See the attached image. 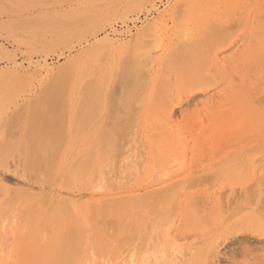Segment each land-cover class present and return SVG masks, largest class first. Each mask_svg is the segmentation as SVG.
<instances>
[{"label": "rangeland", "instance_id": "rangeland-1", "mask_svg": "<svg viewBox=\"0 0 264 264\" xmlns=\"http://www.w3.org/2000/svg\"><path fill=\"white\" fill-rule=\"evenodd\" d=\"M134 4H136V5L141 4V5L136 11L126 14V12L130 8H132ZM243 7H244V10H243ZM126 16H128V17L125 18ZM244 18H246L245 22L243 21ZM240 20H242L243 22H241ZM68 23H70L72 25H69ZM255 23L256 24L258 23L257 24L258 27ZM124 24H126V26ZM135 27H136V29H135ZM216 27H219V28L216 29ZM66 28H69V29H66ZM210 28H211V30H209ZM221 29H222V31H219ZM216 30H218V31H216ZM187 32H188V34H187ZM216 32H218V33L216 34ZM258 32H259V34H258ZM116 33H119V34H116ZM104 35H106V37ZM104 37H105V39H104ZM156 38H158V39H156ZM155 39L157 42L155 41ZM142 42H144V43H142ZM181 43L183 44V46L188 43L187 44L188 47L184 46V47H187V50H188L187 53L188 54L186 53V51H187L186 48L184 49V47L181 46L182 45ZM81 46H82V48H81ZM143 46H146V48H144ZM178 46H179V48H178ZM250 47H252V48H250ZM263 47H264V0H151L149 3L144 2V0H0V80H1L0 81V154H1V157L3 155V157L0 158V191H2L4 189L3 192H0V193H3V195L0 194V231H1L0 232V245L2 243V246H0V249L3 252L4 258H6V256H7V258L4 260V262L6 263L9 260L7 262V264H13V263H16V264H54L55 263L56 264L55 261L57 259H58L57 262L59 263L60 259H61V261L65 260V259L62 260L61 256L66 257L67 255L69 257H71V256L72 257L70 259L67 257L68 261L67 262H60V264L61 263L62 264H71V263H69V262H72L71 259L74 262V258H76V257H73V255L74 256L79 255L80 250H78L77 254H71V256L69 255L70 253L68 254L67 252H65V254H64L63 242L59 243L58 248L56 246V247H54V250L52 249L53 248V246H52L53 242L52 241L55 238L51 233L54 231L53 233H55V235L59 234L58 228L60 226L58 224L61 223L60 224L61 229H62V227H67L68 228L67 231L69 229H71V231L74 229L73 233H76L78 235V237H80V239H79L80 241H78V237H77V241L79 242V244L82 245L81 239H82V242L84 244L86 243L85 244L86 247H84V244L82 245L83 247L81 246L83 249V250L82 249L81 250L83 251L84 254H85V252H88V253H86V255H89V254H91V252H93V254H91L89 256H86L81 252L82 254L80 253V255L83 256L82 258L85 260H86L85 257H87V259L91 258V256L94 255V253H95V255L97 254L96 258L97 257L102 258L103 256L105 257L106 255H107L106 256L107 258L108 257L113 258V256L119 257V256H121V254H125L124 256L127 258L131 255V253H133V254H135L134 260L139 262L140 260H142L144 258L145 254H143V253H146L148 251V254H149L150 252H153L155 247L157 249L155 251L159 252V250H161V249L158 250V248H160L162 246L163 242L164 243H167L165 241L171 242V240L174 238L173 236L178 235L179 237H183L185 235V237H186V235L187 236L190 235L193 238L189 239V240L193 242L194 240L197 239L196 241L198 242V244H197V242L194 241L195 244L192 245L193 243L186 240L187 244H185L183 246L187 247L188 244L190 243L191 248H192V246H194L193 248H195V249L192 248L193 250H191V251L194 252V250H195V252L194 253H192L191 251L187 252L186 253L187 255H189V253H191L192 255L191 254H190L191 256L184 255L185 257L181 258L180 264H190V262H191V264H194V262H195V264L196 263L197 264L203 263L200 260L202 257L198 256L199 254L201 255L202 248H203L204 252L211 254L212 252L210 251V248H212V246H213L212 242L215 241V243H217L216 241H218V240L221 243L223 242V244H224L223 252H222V255L220 258L221 262L219 264H264V233H262L263 230L260 232V230H258L259 227L257 226V230L255 229L257 232H254L255 230L252 229L253 227L251 226L252 227L251 228L249 226L252 224L249 222L250 217L247 218L248 221H246V222H248V224L250 223L249 225H247V223L245 222V219H244L245 217H247L246 215H248L250 212V211L248 212L247 209H245L244 212L240 211V213H239V215H241V213L244 214L245 217L239 216L237 214L239 212L238 209L241 205L240 201L242 199H244L245 202L248 201L250 204H247L242 200V202H244V203H242V205L240 207L241 209L244 210V208H247V207L249 209L254 208L255 204H256L254 199H256V201L259 202L258 198L264 192V190H262L263 192L259 191L258 192L259 194H260V192H262V193L260 195L258 194V196L255 195L256 198H254V195L252 194V191H253V193H255L256 189L257 190L260 189V188H254L255 186L258 187L257 186V185H259L258 182H261L264 185V175H263L264 174V165H263L264 162H259L260 164L263 163L262 164L263 168L261 167L262 169L261 170L259 169L260 170L259 171L258 170V163H257L258 160L256 159L258 156L261 157L262 155H264V145H263L264 139L262 140V138H263L262 135H264V134L258 133L260 131L262 133L264 132L263 131L264 130V73H263L264 63L260 64L262 62V60L264 61V48ZM142 48H143V50H142ZM188 48H191V49H188ZM249 48L251 50H249ZM148 51H149V53H147ZM105 53L107 55L106 58H105ZM147 54L149 55V57L147 56ZM103 55H104V60H102ZM140 55H142V56H140ZM252 55H254V57ZM259 55L262 56L263 58H261ZM202 57H204V58H202ZM135 58H137L136 59L137 61L135 60ZM130 59L132 62H134V60H135L136 66L134 69H137L136 73L135 72L133 73V67H132L133 63L131 64ZM143 59H145V60L142 61ZM146 59H147V61H146ZM199 59L201 60V62L203 64H201ZM259 59H262V60L259 61ZM110 60H112V61H110ZM115 60H116V63H115ZM255 62H257L261 66L259 65V67H258L257 66L258 64ZM17 63H18V65H17ZM143 63H144V65H146V67H149V69L146 68V69H148V72L145 70L144 74L142 72V70H144V68H145V67L144 68L142 67ZM147 63L150 65H148ZM226 63H228V66H226ZM251 63H253V65ZM254 63H255V65L257 64L256 66L259 69L258 73L256 72L257 74L254 72L255 70L257 71ZM114 64H115V66H114ZM119 64H120V66H119ZM130 64H131L132 68L130 67ZM15 65H17L19 67L15 66ZM100 65H102V66H100ZM250 65H251V67L248 70V72H251V73L248 74L247 69L249 68ZM240 66H241V68H240ZM253 66L255 69H253ZM61 67L63 69H60ZM203 67H206V69ZM227 67L228 68L230 67V68L228 69ZM245 67H246V70L244 69ZM261 67H263V68H261ZM197 68L199 70H197ZM251 68L253 71L251 70ZM67 69H68V71H67ZM239 69L243 70V71H240ZM127 70H128V72H127ZM129 70H132V72H130ZM139 70L141 71L140 75H139ZM214 70L216 72H212ZM226 70H227V72H225ZM229 70H231V71H229ZM238 71H240V72H238ZM37 72H39V74ZM60 72H62V73H60ZM123 72H125L126 76L124 74H123L124 76H121ZM126 72H127V74H126ZM129 72H130V74H128ZM228 72H231V73H228ZM244 72H247V74ZM57 73H60L61 77L59 80L57 79L58 84L55 85L56 86L55 92L57 94L54 92L53 96H55V94H56V96H58V98L56 96H55L56 98H54L55 102L57 101L56 99H58V105L55 102H53L52 106L54 105L55 107L56 106L57 107L56 108L52 107L50 109L52 110L54 108L57 111V113H56L57 116H58V110L62 107L59 105H63L61 110H64V111L63 112L61 111L62 114L60 116H58V118L56 117L57 119L54 118L55 116L54 117L52 116L51 119H52V121L57 120L56 121L57 123H61V125H60L61 128L58 127L57 130L62 129L63 130L62 133L63 134H64V132H66V133L63 136L62 133L60 132L61 136H63V137H65L66 135L67 136H66V141H65V139H62V141L63 140L65 141L64 143L62 142L63 146L61 144H58L61 141H58L56 143L58 145H61L62 148H61V150L59 149L61 152H60L59 156L57 157L58 161H56V164H57V165H55L56 168H55L54 172H52V170L49 167V165L51 164V162L49 160L51 159V156L55 158L56 155L55 154H54V156L51 155L50 158L47 155L46 156L48 158L47 157L45 158L43 156H45V151L52 149L51 148L52 146L50 147V145L52 143L49 144L50 143L49 140H51V142H52V140H54V139H52V137L55 138L56 141H57V139L58 140L60 139L59 137L58 138L55 137V136H57V134L60 135L59 132L56 134L54 133L55 136L53 134L49 133L48 137L51 139L46 138L45 140L43 139V141H39L38 148L36 147V145L38 144V140H42V139L37 138L38 137L37 130H39V124L43 125L44 123H46L45 122L46 120H47V122L51 121V119L47 116V115L51 116V114L49 113L51 111H49L50 109L48 110L49 112L46 110L48 105L47 106L45 105L46 109L44 107V104L47 103V100L45 99L46 101L43 103L42 99L45 98L46 95L50 94V93H48L49 91L50 92L52 91V89L47 91V88L49 89V88H51L50 87L51 85L54 86V84H56V83L51 84V82L53 81L52 79H54L55 82L57 81L55 79V75ZM224 73H226V74H224ZM227 73L230 74L231 76H235L236 79L234 77L229 76ZM204 74H205L206 79H207V77H209L208 81H210V82H208L209 84H207L206 83L207 81L205 82L203 80V83L204 82L205 83L204 84L202 83L203 85H201L200 81L202 80V76ZM127 75H128V77H130V76L135 77L139 84L138 85L135 84L136 81L131 77L135 81L134 82L131 79V81L134 82L132 84L133 85L135 84V86H134L135 89L133 92H131V93L129 92L130 94H132L131 100H128V101H126L128 103L124 102V104H123V100H121V98H123L125 96V94H127L125 98H127V96H129L128 93H123L124 96L121 97L122 91L123 90L125 91L124 84L128 83L127 87L125 85L126 89H128L129 85H131V82L129 80H127L128 79ZM211 75H212L213 79L211 78V80H210ZM223 75H224V77H223ZM247 75L250 77L251 76H253V77H251V79H250V77H248ZM260 75L261 76L263 75V79H260V77H261ZM22 76H24L23 80L20 79ZM246 76L248 79L247 82H245L246 79H244ZM200 77H201V79H200ZM122 78H123V80H122ZM253 78H254V80L252 82L251 80ZM203 79H204V76H203ZM256 79L261 80V82L260 81L257 82ZM20 80H21V83L18 85V82H20ZM65 80H67L66 84H65ZM214 80H215V83H214ZM217 80H218V82H217ZM12 81H13V83H12ZM120 81H121V83H120ZM15 83H17V85H18L17 87L14 85ZM211 83H212V85H211ZM232 83L234 86L231 85ZM254 83H257L256 86L254 85ZM261 83H262V85H261ZM246 84L249 86L247 88H249L250 90L251 89L255 90L256 88L258 89V90L256 89V92L258 93L257 96H256V92H254V96H256V97L253 99H256V101L251 98L253 96L252 90H251L252 93L248 92L247 94H245V92L241 90L240 85L243 87ZM62 85H65V89H64L65 92L62 91L63 90ZM253 85L256 88H254ZM86 86L87 87L89 86L88 88H90V89H87ZM131 86L129 88H131ZM232 86L234 87V89L232 88ZM84 88H86L87 91L83 90ZM247 88H246V90H248ZM11 89H13V90H11ZM138 89H140V90H138ZM244 89H245V86H244ZM10 91H12V92H10ZM13 92H16V93H13ZM61 92L62 93L64 92V94H63L64 96L61 94L62 97L60 96ZM83 92L86 95L83 94ZM135 92H137V93L139 92V93L137 94ZM27 93H29V94H27ZM241 93H244V94H241ZM43 94H45V95H43ZM248 94L252 95L249 99H248ZM51 95H52V93H51ZM83 95H85V97H83ZM112 95H113V98L111 97ZM133 95H134V97H133ZM88 96L92 97V98L86 99ZM39 97H41V98L43 97V98L41 99ZM48 97H49V95H48ZM52 97H50V98H52ZM60 97H61V99H60ZM257 97H260V101H258L259 99H257ZM125 98H123V99H125ZM49 99H48V103H49ZM83 100L85 101V104H84L85 106L83 105V103L82 104L80 103V102H83ZM119 100H121V101L119 102ZM239 100H240V102H239ZM249 100H251L253 102V104H254V102H255V104L259 103L260 107H259V105L253 106L251 101L249 102L251 104H249L248 103ZM32 101L34 104L32 103ZM39 101H40V103H39ZM52 101H53V98H52ZM62 101H63V103L61 104L60 102H62ZM86 101H88L87 104H86ZM109 102H111V103H109ZM79 104H81V109L83 107H85L84 110H79L80 109ZM86 105H87V107H86ZM122 105H125L124 106L125 110L122 109L123 108ZM90 106H91V108H90ZM261 106H262L263 110L260 109ZM33 107H34V113H35V108H36V113L39 112V114L37 113V115H36V117L38 116L37 118L42 119V121H43L44 117L45 118L48 117L50 119L49 120L46 118V120L43 123H40L39 119H37L38 121H36V118H35V121L39 122V124H37L38 129H36V127H32V123H33L32 121L35 117V116L33 117V115H35V114L31 113V112H33L32 111ZM38 107H40L39 108L40 111L38 110ZM78 107H79V109H78ZM96 107H98L99 111L97 110ZM108 107H109V109H108ZM42 108L45 110H43ZM18 109L20 111H17V113H16V110H18ZM121 109H122V111H121ZM112 110H113V112H112ZM126 111H128L129 113H127ZM54 112L55 111H53V114H54ZM76 112L79 113V116L76 118L81 119V122H84L82 120L85 119V116H87V115L92 117V119L90 118L92 121H89L90 120L89 118L86 119L89 121V123H87L89 126L86 125L87 128L84 129L83 131L81 130L82 133H80V135H78V133H79L78 131L81 127H83L85 122L83 123L82 126H80V128L78 127L81 122L79 119H77V120L75 119V116L78 115V114H76ZM89 112H91L93 114L89 115L88 114ZM117 112H121V113H117ZM122 112H123V114H122ZM223 112H225V113H223ZM21 113H22V115H21ZM113 113H117L119 115V117L121 119L122 118L123 119L122 120L121 119L115 120L116 117L114 118L113 116H111V114L113 115ZM171 113L173 114V117H172V115H170ZM17 114H19V115H17ZM66 114H67V116H66ZM117 114H116V116H118ZM10 115H12V117ZM94 115H96V116H94ZM122 115L123 116L125 115V116L123 117ZM128 115H129V117H128ZM154 115L157 117H155ZM170 116H171V119H169ZM10 117H11V121H10ZM61 117H62V119H61ZM131 117H132V119H134L133 123H132ZM226 117H227V121H224L226 119ZM13 118H14V120H13ZM220 118L223 120H220ZM58 119L60 122L58 121ZM191 119H193V120H191ZM8 120L10 121V124H9ZM64 120H65V124L63 123ZM137 120H138V122H137ZM244 120H245V122L243 123L242 121H244ZM15 121L18 123H16ZM35 121L33 124L36 123ZM76 121H78L79 124H77ZM115 121L119 123V125L117 127V129H119V130H117L118 133L116 132V129L114 128L117 126L115 123H114L115 125H111V126H113V128L115 130L111 129L112 127L109 126L110 124H113V122H115ZM121 121L124 123V127L121 126L123 124ZM163 121L167 122V124L171 123L173 126L172 131H173L175 137H173V143L172 144H169L167 142H163V140H162L164 138V137H162V136H164V135H162L163 132H166L167 131L166 129H168V126H166L167 124H164V123L161 124L160 123ZM238 121H241L242 125ZM128 122H130V124ZM195 122H197V124ZM74 123L76 125L75 136H73L74 135L73 134L74 133L73 128L75 126ZM131 123H132V125H131ZM153 123H155V124L152 125ZM159 123H160V125H159ZM133 124H135V126ZM198 124L201 125V127ZM220 124H222V131L219 130ZM62 125H64L63 127H65V126L68 127V128L65 127L66 131L62 127ZM127 125H131V126H129V127H131L129 129L130 132L132 129H133L132 133L134 131L133 136H132L133 138L132 139L130 138L131 137L130 134H132V133H130L128 130L125 131V129H124V130H122L123 137H121V138L125 137V139L121 140L120 134H122V133H119V131L121 132V127L128 129L129 127H127ZM158 125L160 127H156ZM8 126H10V127H8ZM35 126H36V124H35ZM196 126H198L197 130L200 131L199 133L197 130L194 131ZM27 127H28V129H27ZM77 127H78V130H77ZM84 127H85V125H84ZM199 127L201 130H199ZM233 127L235 130L233 129ZM32 128H33V130H32ZM237 128H239V129H237ZM26 129L29 131V134H28ZM177 129L181 130V132H178ZM182 129L184 132L182 131ZM164 130H166V131H164ZM191 130L194 131L195 133L192 132ZM202 130L204 132V135L201 132ZM114 131L116 132V135L119 134L118 137H116V135L114 136V134H115ZM124 131H125V133H124ZM137 131L140 132L141 134H139ZM26 132H27V135H26ZM111 132H113L114 134H112ZM177 132H178V135L180 138L178 137ZM240 133L243 134V136L240 137V135H241ZM125 134H127V135L124 136ZM137 134H139V135H137ZM181 134L183 136H181ZM206 134H208V135L206 136ZM234 134H236V135H234ZM51 135H53V136H51ZM39 136H40V134H39ZM188 136H189V138H188ZM232 136H233V138H232ZM234 136H236V137H234ZM30 137L34 140H37L36 141L37 143L34 144L35 141L33 143V140ZM112 137H113V141L111 140ZM136 137H137V141H135ZM157 137H158V140H157ZM237 137L239 138L238 142L240 141L239 144L237 143L236 140H234L235 138L237 139ZM28 138H29V145H28V140H27ZM128 138L130 139V140H128L129 146L127 145V142L125 141ZM138 138L141 141L138 140ZM178 138H179V140H178ZM227 138H232V140L228 139L230 141V142H228ZM30 139L32 140V143L34 144L33 146H35V148L38 150L34 149V147L32 145H30V142H31ZM180 139L184 142V143L182 142L183 143L182 145H181V143L179 144ZM185 139L188 141H186ZM4 140H6V142H3ZM46 140L49 142L48 144H46L47 143ZM55 140H54V143H55ZM115 140H116V143H115ZM131 140L135 143L141 142L142 145H140V147L142 146L141 148L142 149L144 148L145 150L143 149L144 151H142V149L140 147H138L139 144H137V143L135 144V143L131 142ZM7 141H9V142H7ZM88 141H89V143H87ZM151 141L154 143L153 148H152ZM156 141H158L159 143L162 142V144L160 143L161 145L160 144L156 145ZM40 142L43 143L42 149L41 148L39 149L40 145H42V144H40ZM123 142H124V145L121 144ZM158 142H157V144H158ZM44 143L46 145H48L47 146L48 148L49 147L50 148L47 149V147L45 146ZM110 143L114 144V145L113 144L109 145L110 147L111 146L113 147V148L111 147V149L107 146ZM176 143L179 144L180 147H177ZM73 144H75V145L73 146ZM260 144H262V145H260ZM21 145L24 147L23 148L24 151L22 150ZM58 145H56V146L54 145L55 149L57 147L60 148V146H58ZM165 145H166V148L162 147ZM168 145H170V146H168ZM184 145L186 146L185 147L186 150L184 149L185 150L184 153L186 154V161H184L185 157H183L184 160L181 161L183 158H182V156H179L178 162H182V163L185 162V163L183 165L181 163L178 165V162H176L177 164L176 165L174 164V167L176 169L178 166L181 167V165H182L181 169H184V167L187 166L186 164H188V162H189L190 167L194 171H198L201 167H203V165L209 166V168L211 169L210 170L211 174L209 176H208L209 171H207L208 172V173H206L207 175L205 173H204L205 176L201 175V177L203 176L202 177L203 179H200L201 177H197V176L195 177V175H196L195 174L194 180L199 181V179H200L202 185L200 183L196 182L197 185H199L200 187H198V189H195V187L197 188V185L195 187L194 186L192 187V185H194L195 181L191 180L192 182H190V183L192 185L187 190L189 194L193 193V198L195 195L198 196L197 194L200 191L201 195L203 194V198L207 200V202H206V204H204V206H203V204H201V197L202 196H200V197L198 196L200 198V200H199L200 203L197 204L198 201L195 203L194 201L196 199H194V201L192 200V202H194L197 205H196V207H193L194 205L192 203L193 206L190 205L189 207H191V208H189V211H188L187 210L188 205L186 203L188 201V199L185 202V200L183 199L184 196L182 194H181V196L176 194V191L173 193L178 196V199H180V201H178V199H175V200H177V204L179 202V205L176 204L177 205L176 206L173 204V203H175V202H172V201H174L173 200L174 196L173 197L171 196L172 201L170 200L171 202H169L170 193L168 194L166 192H162V194L166 193L165 195H162L159 192H157V194L159 193L160 195H162L163 199L165 198V200H167V197H168V201H165V200L163 201L162 198L159 197V200L157 199L158 202L157 203L155 202L156 204L153 205L151 203L152 201H150L153 199L150 198V200H149L150 202L147 200V199H149L148 197L150 196V194L148 193V191H149L148 190V191H144V192L142 191L141 193H139V195H138V193H134V195L136 194L137 197L136 198H135V196L132 197L131 198L132 202H131V199H129V203H127V205H126L127 209H124L125 204L120 202L122 205H124V206H121V204H120V206H117L120 210L123 207L122 209H124V210H121V213H120V210L118 208L116 209L115 205L112 203L114 205V207L112 209L108 208V213H107L108 215L104 217V219L107 221H105V220L101 221V219H100L101 213L100 212H102V211L100 210L101 208H99V207L100 206L102 207L103 205H101V204L102 203L105 204V202H101V200H99V198H98L96 200H91L92 202L90 203V201H89L90 199L88 198V195L86 196V194L90 193L91 190L94 188V186L99 184L101 182V180H105V182H107V183L110 180L111 181L113 180L112 182H114V179H116V171H117V174L123 172L122 169H124V172H125V170L127 171V169H125V167H126V163L128 161H126V163L124 164L125 167L122 164V163H124V160H126L123 158L125 156H126L125 158H127V156H128L127 154H130L131 151H134L135 149L137 150V147H138V152L141 154L137 153V151H136L137 155L135 157L133 156L134 159L132 158L133 161H135V162L130 160L131 165H132L131 167H133V172H134V174H131L132 172L130 174L134 175L136 177V178L135 177L134 178H135V180H136L135 182L137 184H138V179H139V181H140L139 183H140V185H142L145 183V180H146V177L149 173L150 168L151 169L154 168V170L157 169L158 172H156V174H155L156 177L158 176V174H160L159 170H162L161 169L162 167L160 166L161 165L160 162L163 161V160H161L160 155L164 149L169 148V150L171 151L172 148L176 147L179 149V151L182 152ZM189 145H191V146L189 147ZM220 145H222V146H220ZM255 145H256L255 149H252V148H254L252 146H255ZM1 146H3V147L1 148ZM31 146L33 147V149L35 151L41 152L42 157L39 159L40 164H41L42 159H44V158L49 159L47 162H46V160L45 161L42 160L44 164H45V162L46 163L50 162L47 164V168H49V169H47L48 172L45 171L46 164L44 165L45 169H43L42 167H40L42 164L41 165L40 164L35 165L36 162L33 163L32 167L35 169L36 166H39L36 168L37 169L40 168V171L35 169V171H34L35 174L33 172L34 175L32 174V171H30L33 168L26 171L25 164L28 163V162H26V159H28L27 157L28 156L31 158L35 157L36 158L35 160H37L36 155L38 154V152L36 154L34 153L33 157L30 156L33 153L32 151H31L32 153L29 154L30 152H29L28 147H30V149H31L32 148ZM54 146H53V148H54ZM131 146H134L135 149L133 147L132 148L134 150L131 149ZM160 146H161V149H159ZM224 146H226V147H224ZM258 146L260 149L258 148ZM9 147L10 148L12 147V148L9 149ZM128 147L131 150L129 153H127V151H129ZM250 147H252L251 148L252 151L254 150L253 152H251V150H249ZM6 148H8L7 151H5ZM43 148H45V151ZM114 148H115V150H114ZM157 148L160 151H158ZM104 149L105 150L108 149L107 151L109 152V154L107 151L105 152ZM125 149H127V150H125ZM244 150H249L250 154L249 155L246 154L247 157L245 155H244V157L240 156L238 158V160H237V158L234 159V157H236V156H233L232 151L234 153L236 152L237 153L236 155L239 156L241 154H238V153H240V152L242 153V152H244ZM255 150H257L259 153L257 151L255 152ZM21 151H22V154H21ZM58 151H56V152H58ZM116 151H118V152L116 153ZM48 152H50L49 154H52L54 151L50 150ZM112 152H114V154H111ZM103 153H104V155H103ZM125 153H127V154H125ZM134 153L132 152L133 155L136 154V153L135 154ZM256 153H258V155H256ZM106 154H108L109 156ZM253 154H255V155H253ZM23 155H24V157H23ZM83 155H86V156L84 157ZM121 155H123L124 157H122ZM192 155L194 156L193 158L191 157ZM229 155H231L230 157L233 159V161H235L237 163L240 160H244V159L246 160L247 158H248V160L253 159L252 161H250V163L251 162L253 163V161H254L255 169L251 166L253 168L252 171L250 169H249L250 171L248 170L249 166H248L247 160H246L247 164L246 163H244V164L239 163L238 164V166L240 164L241 165L242 164L247 165L246 166L247 168L245 166L242 167L241 165H240V167H238L237 163H235L236 164V166H235L234 163H232V161H231L232 159L229 157ZM252 155L255 158H253ZM38 156L40 157V154ZM104 156L106 157V159ZM140 156H141V158H138ZM204 156H206L205 157L206 159H204ZM79 157L81 158V161L78 160ZM119 157H121V158H119ZM226 157H227V159H226ZM15 158L16 159L18 158V159L16 160ZM21 158H23V165L21 162ZM31 158H30V160H31ZM54 158H52L53 160L51 159L52 163L55 160ZM89 158L90 159L92 158L93 160L91 159V162H89V160H88ZM116 158H118L119 160ZM135 158H137V159H135ZM262 158H263V160H262ZM202 159H203V161H202ZM260 159L262 161H264V157L259 158V161H261ZM39 160H37V162ZM77 160L79 161L78 162L79 164L75 165L76 164L75 162H77ZM103 160H105L106 163ZM187 160H189V161L187 162ZM219 160L223 161L224 163H221ZM255 160H257V161H255ZM130 161L127 164H129ZM216 161H218V163L220 162L221 165L223 164L222 165L223 168L222 167L218 168L220 164H218V166L216 163L213 164ZM227 161H231V162L229 163ZM31 162H32V160H31ZM137 162H138V164H137ZM155 162H157V164ZM225 162H227L229 164V165H227L229 167L233 164L235 169H233L232 166L230 168H227L226 167L227 163H225ZM81 163L83 164L82 168H81ZM86 163H88V165H86ZM132 163L133 164L135 163V164L133 165ZM141 163H143L144 166ZM252 163L250 165H252ZM10 164H11V166H10ZM29 164H32V163H28V166H29ZM54 164L55 163H53V165ZM89 164H90V166H89ZM107 164H108V166H106ZM117 164H119V165H117ZM224 164H225V166H224ZM260 164H259V166H260ZM72 165H74L75 171L72 169ZM136 165L138 168H136ZM151 165H155V167H152ZM163 165L164 164H162V166ZM121 166H123V167H121ZM128 166L130 168V164ZM128 166L126 168H128ZM172 166H173V164H172ZM83 167H85L84 170H83ZM102 167H105V169H106V170L104 169V174H103V176H106L105 179L101 173V171L103 172ZM225 167L227 169H225ZM236 167H238L239 169H237ZM244 167L251 174L247 173L246 170H245L246 172L243 171ZM107 168H109V169H107ZM141 168H143V169H141ZM165 168L166 167L164 166L163 169L165 170ZM256 168H257V170H256ZM42 169L45 171V173L41 172ZM100 169H101V171H100ZM221 169H225L223 171L224 172L226 171V172L225 173L222 172ZM50 170L52 172L51 174L49 173ZM220 170H221V172H220ZM36 171L38 173H40L41 175L36 174L37 173ZM213 171L215 173H213ZM218 171L221 174L216 175V172H218ZM16 172H17V174H16ZM27 172H28V174H27ZM124 172H123V174H126V176H127V172H125V173ZM137 172H138V174H137ZM47 173H49L50 176ZM241 173L242 174L246 173L248 176L245 174L242 176ZM24 174H26L25 176H27V177H25ZM44 174L46 176L42 177V175H44ZM84 174H85V176H84ZM222 174H224V175H222ZM19 175L21 178L19 177ZM113 175H115V176H113ZM129 175L127 177H125L123 175V177H125L127 179L130 177ZM213 175L215 178H216V176H218V177L215 179L214 177H211ZM112 176L114 177V179ZM121 176H122V174H121ZM121 176L119 178H121ZM206 176H208V177H206ZM219 176H220V178H219ZM245 176H247V177H245ZM260 176L261 177L263 176L262 177L263 179L259 178ZM117 177H118V175H117ZM142 177H144L143 181H142L143 183L141 182ZM160 177L158 176L157 178H160ZM204 177H206L207 179ZM130 178L133 179L132 177H130ZM218 178L220 179L219 182H218ZM245 178H246V180H245ZM257 178H259V179L257 180ZM93 179H94V181H93ZM107 179H108V181H107ZM129 179H127V180L130 181ZM154 179H156V178L154 177ZM210 179H212V180H210ZM25 180H27V181H25ZM256 180H257V184L254 186V183L256 182ZM22 181H24V182H22ZM98 181H100V182H98ZM111 181L108 184H113V183H111ZM116 181L117 180H115V183H116ZM207 181H209L210 184ZM70 182H71V186L69 185ZM227 182H228V184H227ZM23 183L25 185H30L31 187H33V188H30L32 193L36 194V192H37L35 197L31 198L30 201H27V203H25V201H23V200H26L31 196L28 194V198H26V197H25L26 199L24 197L21 198V196H23V194L26 195V193H28L27 190L25 193H23L25 191L23 189L27 188ZM28 183H30V184H28ZM64 183H65V185H63ZM89 183H91V184L88 185ZM261 183H260V185L262 186ZM21 184H23V185H21ZM132 184H133V182H132ZM234 184H235V186H234ZM67 185H68V187H66ZM185 185H187V184H185ZM212 185H213V187H212ZM215 185H217V186H215ZM138 186H139V184H138ZM250 186H253L251 188L252 189L254 188V189L252 190L250 188L251 191L249 193L250 189L248 190L247 188H249ZM261 186H259V187H261ZM233 187H235V190ZM262 187L264 188V186H262ZM262 187H261V189H263ZM36 188L38 191H36ZM207 188H209V189H207ZM225 188H227V190H229V191L227 192V190H225ZM219 189H222L223 191H225V193H222L223 191L219 190ZM246 189L248 190L247 193H246V191H247ZM39 190H40V192H39ZM66 190H68L69 192H67ZM178 190H179V188H178ZM13 191H14V193L17 191L16 193L18 194V196H15L16 193L13 194ZM66 192L69 193V195H71V194L73 195V196L71 195V197L73 198L72 201L73 202L75 201L74 203L72 201H70L71 198H69V200L66 201L68 199V196H67L68 194H66ZM153 192L154 191H152V192L150 191V193H153ZM226 192H227V194H226ZM234 192H236V193L240 192L241 194L240 193L239 194L241 195L242 199L240 198V196L237 195L238 193L237 194L235 193V196H234ZM142 193H144L145 196L147 195V193L149 194V195H147L148 196L147 199H146V197H144V194L142 195L144 200L141 198ZM154 193H156V191ZM34 194H33V196H34ZM42 194L46 195V198L49 194V197H48L49 200L47 201V203L44 202L45 204H48V206L49 205L52 206V203L54 205V203L56 202L57 203L56 205L59 206V207L58 206L56 207V205L54 206V207H56L55 208L56 210H58L57 208H59V210L57 212H55L56 211L55 209H54V211L53 210H49V211H52L55 214L58 213V217H59V215L64 210L66 211V212L64 211L65 214L68 213L67 210L71 211L72 210L71 207L73 206L72 208H74V211L76 214L71 213L70 215H75V216H69V214H67L71 218L65 219V217L67 215L65 217L62 216V217H59V218H61L59 220L60 223H57L58 221H56V223L53 224V222H51L52 219H54L53 213H52L53 215L51 213H49V217H48V214L47 215L45 214L44 216H43V214H41L43 211H39L40 213L38 211L36 212L35 206L37 207V210H41L43 208L42 205H43V201L45 198L44 197H43L44 199L41 198V196H43ZM60 194L62 196H64V198H67V199H65V203L67 202L66 203L67 206L66 205H64V206L66 208L69 207V209L66 210V208L62 204L60 205L58 203L59 200H60L59 202L62 203L61 202L62 197L60 196ZM81 194L82 195L84 194L83 196H86L87 198L83 197L84 199L82 198L80 200L79 197H81ZM157 194H156V197H158ZM220 194H221V196H219ZM247 194L252 195L253 196V197L251 196L252 199L250 198V195L246 197ZM1 195H2L3 199L1 198ZM10 195L15 196V197L10 199V200H13V202L15 204H12L8 200L10 198L9 197ZM130 195L133 196V194H130ZM153 195H151V197H155ZM171 195H173V194H171ZM244 195H245V198H243ZM36 196H40V197H36ZM217 196H219L220 199L223 196V198H225V201L222 198V205L224 203L226 204L225 205L226 208L224 209L225 211H223V212L221 210V207H219L218 205L216 206L215 211L211 210V211L215 212L214 213L215 216L217 215V217L215 219L217 221L216 224H219L218 225L219 227L217 226V228H215V227L212 228L214 226L213 223L215 222V220L213 219L214 222H211L212 224H209L210 222L208 223V221L205 219L206 218L205 217L204 220L206 223H208V225H210L209 228H206V229L204 228V226L205 227L208 226L206 224L203 225V227L198 228L199 226L195 225L196 223L193 222L192 218H194V216H195V218H194V221H195V219L197 217H200L201 215L204 217V215H206L207 212H210L208 209H212V207L215 206V205L211 206V204L214 203L213 201H216V199L214 200V198H217ZM7 197H8V199L5 200ZM118 197H116V198H118ZM263 197H264V193H263V196L260 197V199H259L262 204L264 202ZM55 198H56V200H55ZM113 198L115 199V197H113ZM119 198H120V200H122V198H124V197L122 196V198L121 197H119ZM119 198H118V200H119ZM127 198H130V197L128 196ZM138 198L141 199L142 201L141 200L138 201ZM195 198H197V197H195ZM199 198H197V199H199ZM231 198H232L231 202H233L235 200L234 198H236V200H239L237 198H240V200L238 201L239 207L238 208L236 207L238 210L237 213L235 211H233V209H236L235 206L230 205L232 203L230 202V200L228 201V199H231ZM77 199L80 200V201H78V203H76ZM86 199H88V200H86ZM102 199L105 201L107 200L106 203L110 207L111 203L108 201L110 199L109 198H107V199L102 198ZM189 199H191V197ZM14 200H16V202ZM19 200H20V202H18ZM53 200H55V201H53ZM83 200H86V201L82 202ZM118 200L115 199L116 205H118V203H119V202L117 203ZM125 200L123 202H125ZM181 200H184V204H182V205H184L183 209L181 208L182 206L180 205L181 203H183V201L181 202ZM253 200H254V202H253ZM4 201L6 204L4 203ZM8 201L10 203H7ZM31 201L32 202L36 201V203H34L32 205V203L30 204ZM69 201H70V204L72 206H68ZM159 201L160 202L163 201L165 203L169 202L170 204H168L169 206H167L168 207L167 208L166 207L167 204H165L163 202L160 203ZM203 201H205V200L202 199V203H203ZM235 201L233 203L235 205H238L237 201L236 202ZM48 202L49 203L51 202V203L49 204ZM80 202H82V203H80ZM108 202L110 203V205ZM140 202L142 204H139ZM228 202H230V204ZM40 203L42 204L41 206H40ZM63 203H64V201H63ZM131 203H133V204H131ZM148 203L150 205H148ZM153 203H154V201H153ZM158 203H160V204L158 205ZM215 203L217 204V202H215ZM261 203H260L261 214L262 213L264 214V208H262V206L264 207V204L262 205ZM161 204H163L162 207H161ZM171 204L173 205V207ZM188 204H190V200L188 201ZM3 205H5V206L3 207ZM15 205H16V207H15ZM88 205H90V206H88ZM107 205H105L104 207L106 208ZM170 205H171V207H170ZM243 205H244V208H243ZM21 206H23L24 209ZM25 206L26 207L29 206V207H27V209L29 208V212L25 208ZM39 206H40V208H38ZM60 206H63L64 208L60 207ZM141 206H142V208H140ZM145 206H147L148 208H146ZM225 206H222V207H225ZM229 206L232 207L231 210H228V209H230ZM258 206L259 205H257L256 207L258 208ZM260 206H259V209H260ZM45 207L48 208L47 205ZM89 207H90V209H92V211L90 209H88ZM177 207H178V210L182 211L181 213L178 210L176 211ZM256 207H255V209H256ZM46 208L44 210H46ZM61 208H63V211L61 210ZM170 208H171V210H170ZM20 209L22 211H20ZM32 209L34 211H32ZM140 209H142V210H140ZM147 209H150L151 211H149ZM255 209H253V210H255ZM259 209H256L255 211L258 210V212H259ZM13 210H15V211H13ZM104 210H106V212H107V208L103 209V211ZM138 210H140V213L138 212L140 217L138 216V218H137V215H138L137 211ZM156 210L158 212H156ZM191 210L192 211L199 210L200 212H201V210H203V212L200 215H198L197 214L198 211H195L197 213L193 214V217H191L192 216V214L190 216ZM253 210L251 212H253ZM26 211L28 212L27 216H26ZM70 211H69V213H70ZM135 211H136L137 215L134 213ZM169 211H170L171 215H172L171 212H173V213L175 212V214L177 216L174 214V216H171L172 217L171 218L172 220H171L169 218L170 214H168L169 216H168V224H167L166 223L167 220L166 221L164 220L166 218L165 216L167 214V213L165 214V212L169 213ZM232 211L234 212V214L236 213V216L238 215V217H240V219L238 217H236L234 214H232L231 213ZM46 212H47V210H46ZM88 212L90 213V216L94 212L93 215L91 216L93 219L91 217L89 218ZM147 212L148 213L150 212V214H148ZM246 212H247V214H246ZM23 213L25 214L26 219L23 217L24 219L22 220V216L24 215ZM43 213H45V212H43ZM155 213H158L160 216L158 214L156 215ZM163 213H164V215H162ZM184 213H186V214H184ZM254 213H256V212H254ZM13 214H16L17 216L14 215L11 218V215H13ZM65 214H62V215H65ZM229 214H232L231 216H233V217L235 216V218L232 219L233 217L231 218V216ZM141 215H142V218H141ZM155 215L158 217L156 218ZM161 215L163 217H165L163 220L161 218L162 217ZM211 215L209 216L210 221H211V219H210ZM219 215H220V218H221V215H223L221 218V220L223 222L222 226L220 224L221 222L219 223V221H220ZM227 215L230 216L232 221L230 220V222H229L228 220H225V219H228ZM249 215L253 216L252 213ZM259 215H260V213H259ZM46 216L49 218L48 219L49 220L48 225L52 224L53 226L51 225V227L55 226L53 231L51 230L50 226H49L50 228L48 230H45V231L43 228H41V227H44V224H46V222L45 223L43 222V220L46 221L44 219V218H46ZM143 216H144V218H143ZM202 216H201V218H202ZM74 217H76V218L74 219ZM145 217H147V218H145ZM87 218H89V221L90 220L93 221L92 223H94V224L92 226L95 225L96 228H98L99 231H101V232L103 230V232L101 233L98 231V229H96L98 231V232L96 231L98 234L97 233H95V234L98 235L99 237H97L96 235H95V237L94 236L92 237V235H94L95 229L91 230L92 228L90 229V227L87 226V225H89ZM95 218H97V220ZM94 219L96 221H94ZM99 219H100V222H99ZM155 219H157V221H155ZM6 220H7V224H5ZM34 220H36V221H34ZM48 220H47V222H48ZM133 220H134V222H133ZM196 220H198V219H196ZM91 221H90V224H92ZM144 221H145V223H144ZM164 221H165V223H164ZM203 221H200V223H202ZM42 222H43V224H42ZM131 222H133L132 224H134V225L137 224L138 225L137 227L144 228L143 232L146 231V234L144 233V235L145 236L147 235V236L145 237L142 234L140 235L138 233V231L141 232L142 228L141 229L136 228V226H133L132 224H130ZM16 223L18 224V226ZM4 224L9 226V227L5 226ZM12 224H13V226H12ZM152 224L153 225L156 224L155 225L156 227L153 226ZM160 224H162V225H160ZM169 224L172 225V226H170L171 229L169 228ZM2 225H3V228H2ZM115 225H116V227H115ZM130 225H132L133 227ZM239 225L241 228H239ZM14 226H15V228H14ZM149 226L153 227L154 229L153 228L149 229L148 228ZM192 226H194V228ZM244 226H246V227H244ZM46 227H47V225H46ZM56 227H57V230H56ZM131 227H132V230H130ZM161 227L163 228V231H162ZM247 227H249V229ZM114 228H116V230ZM146 228H148L149 231ZM1 229H3V230H1ZM30 229H32V230H30ZM104 229H106V230L104 231ZM138 229H140L141 231ZM196 229L198 232L196 231ZM198 229H200L201 231H203L205 229L206 231L203 234L200 231L201 232V234H200ZM225 229H227L228 231L227 230L225 231ZM42 230H43V232H42ZM49 230H51L52 232ZM79 230L82 231L81 233L87 232V233H84V234H86L85 239L81 238L84 236L80 235ZM136 230H137V232H136ZM153 230H156V231L154 232ZM165 230H167V231H165ZM251 230H254V231H251ZM21 231H23V234H21L22 233ZM47 231L50 233V235L48 234ZM118 231H120V232H118ZM44 232H47L46 235L47 234L48 235L46 236L45 234H43ZM131 232H134V233H131ZM135 232L137 233V236H136ZM163 232H165V233H163ZM4 233H5V235H4ZM27 233L28 234L31 233V235H27ZM154 233H155V235H154ZM167 233H168V236H166ZM41 234H43V235H41ZM90 234H92V235H90ZM126 234L129 236L130 235L132 236V234H133L132 237L136 236V239L134 237V240H131L129 238V236H127ZM138 234L140 235V238H139ZM162 234H165V236L163 235L165 238L161 237ZM220 234H222V235H220ZM223 234H224V236H223ZM21 235H22V237H21ZM33 235H34V237L32 239ZM66 235H67L66 233L63 234L62 236H60V239L61 238H62V240L65 239ZM200 235H202V236H200ZM4 236H6V237H4ZM28 236H29V239H28ZM224 237L227 240L224 239ZM4 238L6 241L4 240ZM124 238H126L128 241L127 240L123 241ZM145 238L147 239V241L145 240ZM156 238L159 239V242H158V239H156ZM162 238H163V240L165 239V241H163ZM170 238H171V240H170ZM194 238H196V239H194ZM10 239H12V240H10ZM42 239L44 240V242H42ZM94 239H96V240H94ZM184 239H187V238H184ZM184 239H182L183 242H185ZM16 240H19L18 243ZM45 240H46V242H45ZM100 240H102V241H100ZM144 240H145V243H144ZM161 240H162V242H161ZM178 240H179V238H178ZM152 241H154V242H152ZM180 241H181V238H180L179 242ZM6 242H8V243H6ZM41 242H42V245H41ZM92 242L94 244H91ZM141 242H143V243H141ZM170 242H168V243H170ZM74 243L75 242H73V244ZM102 243H104V244L102 245ZM154 243H156V244H154ZM219 243H217V245ZM15 244H18L16 249H15ZM79 244L77 245L75 243L74 246L76 245V247H79L80 246ZM144 244H146L148 247L144 248V246H145ZM159 244H161V246ZM207 245H208V247H207ZM29 246L31 249L33 248L32 251L29 248ZM87 246H88V248H87ZM89 246H91V247H89ZM65 247L67 250V248H69V245H66ZM76 247H74V252H75ZM206 247H207V251L205 249ZM3 248H6V249L3 250ZM85 248H87V249L90 248L91 250L89 249L88 251H85ZM152 248H154V249H152ZM187 248H190V245ZM213 248L215 249V246ZM71 249H73V248H71ZM15 250L18 251L16 256L13 254V251L15 252ZM62 250H63V252H62ZM142 250H144L145 252ZM11 251H12V253H11ZM28 251H31L29 253V255L26 254ZM72 251L69 250L68 252H72ZM199 251H200V253H199ZM212 251L214 252V250H212ZM52 252H55L56 254H54L55 256L50 260L51 257H50V255L48 257V254H50ZM74 252H72V253H74ZM185 252H184V254H185ZM202 254H204V253L202 252ZM142 255H143V258H141ZM12 256H14V257L12 258ZM208 256H210V255H208ZM16 257H18V258H16ZM92 257L94 258V256H92ZM206 257H207V254L204 257L205 261H206ZM210 259H212V257ZM210 259H209V261H210ZM77 261H78V259H77ZM187 261H190V262H187ZM4 262H2L1 264H5ZM76 262H74V263H76ZM97 262H98V260H97ZM207 262H208V260H207ZM98 263H100V260ZM206 264H208V263H206Z\"/></svg>", "mask_w": 264, "mask_h": 264}, {"label": "bare ground", "instance_id": "bare-ground-1", "mask_svg": "<svg viewBox=\"0 0 264 264\" xmlns=\"http://www.w3.org/2000/svg\"><path fill=\"white\" fill-rule=\"evenodd\" d=\"M150 1H151V0H144V2H146V3H149ZM121 2H122V1H121ZM142 2H143V1H142ZM140 3H141V2H140ZM141 4H142V3H141ZM141 4H139V5H138V4H137V5L134 4L135 6L133 5V7L130 8V9L126 12V14H128V13H132V12L136 11V10L140 7ZM152 5H153V4H152ZM122 7H123V6H122ZM155 7H156V6H155ZM246 7H247V6H246ZM17 9H18V8H17ZM142 9H143V8H142ZM243 10H244V7H243ZM140 11H141V10H140ZM149 12H150V11H149ZM154 13H155V12H154ZM243 13H244V12H243ZM126 14H125V15H126ZM131 15H132V14H131ZM224 15H225V14H224ZM127 17H128V16H126L125 18H127ZM227 17H228V16H227ZM144 19H145V18H144ZM145 20H146V19H145ZM22 21H23V20H22ZM240 21H241V22H243V21L245 22V21H246V18H244L243 21H242V20H240ZM134 22H135V21H134ZM241 22H240V23H241ZM68 24H69V25H72V24H70V23H68ZM160 24H161V23H160ZM255 24H256V23H255ZM257 24H258V23H257ZM257 24H256V25H257ZM27 25H28V24H27ZM69 25H68V26H69ZM124 25L126 26V24H124ZM28 26H29V25H28ZM54 26H55V25H54ZM139 26H140V25H139ZM212 26H213V25H212ZM210 27H211V26H210ZM214 27H215V26H214ZM257 27H258V25H257ZM217 28H219V27H216V29H217ZM262 28H263V27H262ZM25 29H26V28H25ZM28 29H29V28H28ZM66 29H69V28H66ZM112 29H113V28H112ZM112 29H111V30H112ZM135 29H136V27H135ZM159 29H160V28H159ZM213 29H214V28H213ZM209 30H211V28H210ZM214 31H215V30H214ZM216 31H218V30H216ZM219 31H222V29L219 30ZM112 32H113V31H112ZM193 32H194V31H193ZM212 33H213V32H212ZM217 33H218V32H216V34H217ZM105 34H106V33H105ZM116 34H119V33H116ZM187 34H188V32H187ZM214 34H215V33H214ZM258 34H259V32H258ZM260 35H261V34H260ZM104 36L106 37V35H104ZM139 36H140V35H139ZM256 36H257V35H256ZM256 36H255V37H256ZM105 37H104V39H105ZM108 37H109V36H108ZM108 37H107V38H108ZM125 37H126V36H125ZM102 38H103V37H102ZM109 38H110V37H109ZM156 39H158V38H156ZM156 39H155V41H156ZM162 40H163V39H162ZM162 40H161V41H162ZM95 41H96V40H95ZM151 41H152V40H151ZM153 41H154V40H153ZM155 41H154V42H155ZM156 42H157V41H156ZM250 42H251V41H250ZM123 43H124V42H123ZM142 43H144V42H142ZM145 43H146V42H145ZM147 43H148V42H147ZM160 43H161V42H160ZM86 44H87V43H86ZM86 44H85V45H86ZM181 44H182V43H181ZM187 44H188V43H187ZM187 44H185L184 46H187ZM190 44H191V43H190ZM147 45H148V44H147ZM181 46H183V44H182ZM184 46H183V47H184ZM124 47H125V46H124ZM143 47L146 48V46H143ZM187 47H188V46H187ZM187 47H184V49L186 48V50H187ZM81 48H82V46H81ZM115 48H116V47H115ZM178 48H179V46H178ZM250 48H252V47H250ZM250 48H249V50H251ZM263 48H264V47H263ZM182 49H183V48H182ZM182 49H181V50H182ZM184 49H183V50H184ZM188 49H191V48H188ZM72 50H73V49H72ZM142 50H143V48H142ZM231 50H232V49H231ZM229 51H230V50H229ZM246 51H247V50H246ZM187 52H188V50L186 51V53H187ZM114 53H115V52H114ZM147 53H149V51H148ZM181 53H182V52H181ZM252 53H253V52H252ZM107 54H108V53H107ZM187 54H188V53H187ZM179 55H180V54H179ZM233 55H234V54H233ZM140 56H142V55H140ZM147 56L149 57L148 54H147ZM147 56H146V57H147ZM150 56H151V55H150ZM252 56L254 57V55H252ZM259 56H260V55H259ZM102 57H103L102 60H104V55H103ZM106 57H107V55H106V53H105V58H106ZM260 57L263 58L262 56H260ZM130 58H131V57H130ZM199 58H200V57H199ZM202 58H204V57H202ZM115 59H116V58H115ZM133 59H134V58H133ZM136 59H137V58H135V60H136ZM150 59H151V58H150ZM44 60H45V59H44ZM102 60H101V61H102ZM116 60H117V59H116ZM116 60H115V63H116ZM135 60H134V62H132L131 59H130L131 64H132V63L134 64V65L132 64V67H133V73H134V72L136 73V71H137V69H134L135 66H136ZM144 60H145V59H143L142 61H144ZM255 60H256V59H255ZM261 60H262V59H259V61H261ZM110 61H112V60H110ZM136 61H137V60H136ZM146 61H147V59H146ZM199 61L201 62L200 59H199ZM202 61H203V60H202ZM252 61H253V60H252ZM150 62H151V61H150ZM176 62H177V61H176ZM203 62H204V61H203ZM210 62H211V61H210ZM249 62H250V61H249ZM249 62H248V63H249ZM257 62H258V61H257ZM257 62H255V63H257ZM30 63H31V62H30ZM30 63H29V64H30ZM38 63H39V62H38ZM111 63H112V62H111ZM111 63H110V64H111ZM255 63H254V65H255ZM258 63H259V62H258ZM258 63H257V64H258ZM262 63H264L263 60H262V62H261L260 64H262ZM102 64H103V63H102ZM131 64H130V67H131ZM147 64H148V63H147ZM201 64H203V63L201 62ZM218 64H219V63H218ZM251 64L253 65V63H251ZM257 64H256V65H257ZM260 64H258L257 66L259 67ZM17 65H18V63H17ZM17 65H15V66H17ZM142 65H143V66H142L143 68L145 67L144 70H142V72H143V74H144V71H145V70L148 72L149 67H146V65H144V63H143ZM148 65H150V64H148ZM245 65H246V64H245ZM256 65H255V67H256L257 71L255 70L254 72H255V73H256V72L258 73V70H259V69L257 68ZM29 66H30V65H29ZM33 66H34V65H33ZM100 66H102V65H100ZM114 66H115V64H114ZM119 66H120V64H119ZM226 66H228V63H226ZM236 66H237V65H236ZM260 66H261V65H260ZM17 67H19V66H17ZM128 67H129V66H128ZM132 67H131V68H132ZM247 67H248V66H247ZM250 67H251V65H250L249 68L247 69V72H248V70L250 69ZM263 67H264V66H263ZM263 67H261V68H263ZM137 68H138V67H137ZM139 68H140V67H139ZM143 68H142V69H143ZM146 68H148V69H146ZM198 68H199V67H198ZM198 68H197V70H199ZM203 68L206 69V67H203ZM210 68H211V67H210ZM227 68H228V67H227ZM227 68H226V69H227ZM229 68H230V67H229ZM229 68H228V69H229ZM240 68H241V66H240ZM60 69H63V68L61 67ZM128 69H129V68H128ZM208 69H209V68H208ZM242 69H243V68H242ZM244 69L246 70V67H245ZM253 69H255L254 66H253ZM58 70H59V69H58ZM134 70H135V71H134ZM231 70H232V69H231ZM231 70H229V71H231ZM239 70H240V69H239ZM251 70H252V68H251ZM261 70H262V69H261ZM261 70H260V71H261ZM59 71H60V70H59ZM61 71H62V70H61ZM67 71H68V69H67ZM129 71L132 72V70H129ZM207 71H208V70H207ZM223 71H224V70H223ZM240 71H243V70H240ZM240 71H238V72H240ZM252 71H253V70H252ZM127 72H128V70H127ZM127 72H126V74H127ZM130 72H129L128 74H130ZM140 72H141V71L139 70V75H140ZM212 72H216V71L214 70V71H212ZM225 72H227V70H226ZM247 72H244V73L247 74ZM37 73L39 74V72H37ZM37 73H36V74H37ZM43 73H44V72H43ZM60 73H62V72H60ZM60 73H57V74L55 75V79H56V80H57V79H58V80L60 79V77H61V74H60ZM228 73H231V72H228ZM228 73H227V74H228ZM249 73H251V72H248V74H249ZM257 73H256V74H257ZM263 73H264V71H263ZM263 73H262V74H263ZM71 74H72V73H71ZM123 74L125 75V72H123L121 76H124ZM224 74H226V73H224ZM41 75H42V74H41ZM228 75L231 76L230 74H228ZM43 76H44V75H43ZM58 76H59V77H58ZM67 76H68V75H67ZM125 76H126V75H125ZM199 76H200V75H199ZM201 76H202V75H201ZM203 76H204V79H203ZM203 76H202V80L200 81V82H201V85H203L206 81H207L206 83L209 84V83H208V82H210V81H208V80H209V79H208L209 77L206 76V77H207V79H206V78H205V74H204ZM215 76H216V75H215ZM226 76H227V75H226ZM247 76H248V75H247ZM247 76L244 78V79H246L245 82L248 81ZM260 76H261V75H260ZM15 77H16V76H15ZM15 77H14V78H15ZM23 77H24V76H22L20 79L23 80V79H24ZM56 77H57V78H56ZM131 77H132V76L128 77V75H127V78H128L127 80H129V81L131 82V85H132L133 87H132L131 85H129V87L131 86V88L128 87V89H129V90H128V89H126L128 83H125V84H124L125 91L123 90L124 92H123V91H122V93L120 92V93L122 94L121 97L124 96L123 93H128V94H129V96H127L128 99L125 98L127 94H125V96L123 97V98H125V99L121 98V100H123V104H124V102H126V101H128V100H131V95H132V94H130V93L134 91V89H135V87H134L135 84H137V85L139 84L138 81L136 80V78H135V77H132V78L136 81V83L133 85L132 83H134L135 81H134ZM223 77H224V75H223ZM231 77H234V78H235V76H231ZM248 77H250V76H248ZM251 77H253V76H251ZM251 77H250V79H251ZM261 77H262V78H261ZM261 77H260V79H263V75H262ZM14 78H13V79H14ZM124 78H125V77H124ZM129 78H130V79H129ZM197 78H198V77H197ZM211 78H212V75H211V77H210V80H211ZM215 78H216V77H215ZM66 79H67V78H66ZM131 79H132V81H134V82H132ZM200 79H201V77H200ZM212 79H213V78H212ZM235 79H236V78H235ZM235 79H234V80H235ZM52 80L54 81V79H52ZM58 80H57L56 82H55V81H54V82L52 81L51 84H52V83H53V84L56 83V84H54V86L51 85V86H50L51 88H49V89L47 88V91H49V90L52 89L51 92H50V91L48 92V93H50V94L47 93V94L49 95V97H48V95H46V97L44 96L45 98L42 97L43 99H42L41 97H39V98L42 99L43 103L47 100V103L44 104L45 109H46V106L48 105V106H47V109H46L47 111H48L50 108H52V107H54V108L57 107V106L55 107L54 105L52 106V103L55 102V99H54V98H56V97L58 98V96H56L57 93L55 92V88H56L55 85L58 84ZM93 80H94V79H93ZM122 80H123V78H122ZM203 80L205 81L204 83H203ZM253 80H254V78H253L251 81L253 82ZM256 80H257V79H256ZM0 81H1V80H0ZM13 81H14V80H13ZM13 81H12V83H13ZM49 81H50V80H49ZM63 81H64V80H63ZM66 81H67V80H65V84H66ZM98 81H99V80H98ZM139 81H140V80H139ZM258 81L261 82V80H259V79L257 80V82H258ZM23 82H24V81H23ZM124 82H125V81H124ZM126 82H127V81H126ZM211 82H212V81H211ZM217 82H218V80H217ZM217 82H216V83H217ZM233 82H234V81H233ZM260 82H259V83H260ZM20 83H21V80H20V82H18V85H19ZM67 83H68V82H67ZM88 83H89V82H88ZM120 83H121V81H120ZM202 83H203V84H202ZM214 83H215V80H214ZM262 83H263V82H262ZM262 83H261V85H262ZM237 84H238V83H237ZM256 84H257V83H254L255 86H256ZM8 85H9V84H8ZM14 85H15L16 87L18 86L17 83H15ZM22 85H23V84H22ZM87 85H88V84H87ZM125 85H126V87H125ZM137 85H136V86H137ZM211 85H212V83H211ZM231 85H233V83H232ZM254 85H253V86H254ZM26 86H27V85H26ZM62 86H63V87H62V89H63L62 91H64V89H65V85H62ZM233 86H234V85H233ZM233 86H232V88L234 89ZM237 86H238V85H237ZM244 86H245V89H244ZM244 86L242 87V86L240 85L241 90L244 91L245 94H247L248 92L252 93L251 90L253 91V93H252L253 96L248 94V99H249L251 96H252V97H251L252 99L255 98V97L257 96L258 93L256 92V89H257V88H256L255 86H254V88H256L255 90H253V89L250 90L249 88H247V87H249L247 84L244 85ZM48 87H49V86H48ZM86 87H87V86H86ZM88 87H89V86H88ZM88 87H87V89H90V88H88ZM207 87H208V86H207ZM209 87H210V86H209ZM91 88H92V87H91ZM205 88H206V87H205ZM205 88H204V89H205ZM232 88H231V89H232ZM242 88H243V89H242ZM246 88H247L248 90H246ZM258 88H259V87H258ZM143 89H144V88H143ZM11 90H13V89H11ZM43 90H44V89H43ZM43 90H42V91H43ZM83 90H86V88H84ZM138 90H140V89H138ZM257 90H258V89H257ZM86 91H87V90H86ZM113 91H114V90H113ZM10 92H12V91H10ZM54 92L56 93V94H55L56 97L53 96ZM64 92H65V91H64ZM64 92H63V93H62V92L60 93V96H61V97H62V95L64 94ZM84 92H85V91H84ZM84 92H83V94H85ZM129 92H130V93H129ZM254 92H256V96H254ZM13 93H16V92H13ZM51 93H52V95H51ZM135 93H137V92H135ZM138 93H139V92H138ZM138 93H137V94H138ZM206 93H207V92H206ZM259 93H260V92H259ZM27 94H29V93H27ZM45 94H46V93H45ZM45 94H43V95H45ZM61 94H62V95H61ZM113 94H114V93H113ZM241 94H244V93H241ZM40 95H41V94H40ZM85 95H86V94H85ZM85 95H83V97H85ZM52 96H53V97H52ZM63 96H64V95H63ZM105 96H106V95H105ZM138 96H139V95H138ZM50 97L53 98V101H52V98H50ZM61 97H60V99H61ZM111 97L113 98V95H112ZM118 97H119V96H118ZM133 97H134V95H133ZM133 97H132V98H133ZM49 98H50V99H49ZM64 98H65V97H64ZM64 98H63V99H64ZM90 98H92V97H89V96H88L86 99H90ZM45 99H46V100H45ZM48 99H49V103H48ZM63 99H62V100H63ZM86 99H85V100H86ZM114 99H115V98H114ZM119 99H120V98H119ZM252 99H251V100H252ZM257 99H259L258 101H260V97H257ZM34 100H35V99H34ZM34 100H33V101H34ZM56 100H57V101H56L55 103L58 105V99H56ZM121 100H119V102H120ZM251 100H249L248 103H249ZM253 100L256 101V99H253ZM33 101H32V103H33ZM63 101H64V100H63ZM63 101L60 102V103L62 104ZM81 101H82V100H81ZM137 101H138V100H137ZM258 101H257V102H258ZM261 101H262V100H261ZM115 102H116V101H115ZM133 102H134V101H133ZM135 102H136V101H135ZM239 102H240V100H239ZM251 102H252V101H251ZM39 103H40V101H39ZM80 103H81V104L83 103V105H84V104H85V101L83 100V102H80ZM87 103H88V101H86V104H87ZM109 103H111V102H109ZM126 103H128V102H126ZM126 103H125V104H126ZM242 103H243V102H242ZM260 103H261V102H260ZM33 104H34V103H33ZM56 104H55V105H56ZM81 104H79L80 109H79V107H78V109H79V110H84L85 107L82 106L83 108L81 109ZM112 104H113V103H112ZM119 104H120V103H119ZM249 104H251V103H249ZM252 104H253V102H252ZM261 104H262V103H261ZM45 105H46V106H45ZM49 105H50L51 107H50ZM109 105H110V104H109ZM129 105H130V104H129ZM254 105H259V107H260V104H259V103H258V104H257V103L255 104V102H254L253 106H254ZM31 106H32V105H31ZM59 106H62V107H63V105H59ZM84 106H85V105H84ZM91 106H92V105H91ZM91 106H90V108H91ZM110 106H111V105H110ZM122 106H123L122 109H124V106H125V105H122ZM126 106H127V105H126ZM41 107H42V106H41ZM62 107H61V108H62ZM86 107H87V105H86ZM98 107H99V106H98ZM98 107H96L97 110H98ZM127 107H128V106H127ZM22 108H23V107H22ZM39 108H40V107H38V110H39ZM54 108L52 109L53 111H55L54 114H53V111H52L51 109L49 110V111H51V112L48 111V112L51 114V116L47 115L50 119L52 118V116H53V117L55 116L54 118L57 119L58 116H60V115L62 114L61 111H62V112L64 111V110H61V108H60V109L58 110V116H57V115H56L57 111H56ZM103 108H104V107H103ZM119 108H120V107H119ZM150 108H151V107H150ZM19 109H20V108H19ZM19 109L16 110V113H17V111H20ZM42 109H43V108H42ZM45 109H43V110H45ZM108 109H109V107H108ZM122 109H121V111H122ZM131 109H132V108H131ZM260 109H262V106H261ZM67 110H68V109H67ZM93 110H94V109H93ZM124 110H125V109H124ZM158 110H159V109H158ZM262 110H263V109H262ZM32 111H33V112H31V113L35 114V115H33V117L35 116L34 119L32 118V119H33L32 122L34 123L35 118H36V121H38L37 119H39V118H37L38 116L36 117L37 113L39 114V112L36 113V108H35V113H34V107H33V110H32ZM39 111H40V110H39ZM98 111H99V110H98ZM117 111H118V110H117ZM119 111H120V110H119ZM128 111H129V110H128ZM128 111H126V112L129 113ZM43 112H44V111H43ZM45 112H46V111H45ZM48 112H47V113H48ZM59 112H60V113H59ZM82 112H83V111H82ZM82 112H81V113H82ZM112 112H113V110H112ZM156 112H157V111H156ZM221 112H222V111H221ZM47 113H46V114H47ZM67 113H68V112H67ZM117 113H121V112H117ZM117 113H113V115L111 114V116H113L114 118L116 117L115 120H116V119L120 120L121 118L119 117V115H118ZM223 113H225V112H223ZM14 114H15V113H14ZM19 114H20V113H19ZM19 114H17V115H19ZM23 114H24V113H23ZM46 114H45V115H46ZM76 114H78V115L75 116V119L77 120V119H79V118H76V117L79 116V113L76 112ZM82 114H83V113H82ZM86 114H87V113H86ZM88 114H89V115H90V114L92 115L93 113L89 112ZM116 114H117L118 116H116ZM122 114H123V112H122ZM21 115H22V113H21ZM42 115H43V114H42ZM96 115H97V114H96ZM96 115H94V116H96ZM114 115H115V116H114ZM170 115H172V117H173V114H172V113H171ZM193 115H194V114H193ZM10 116L12 117V115H10ZM66 116H67V114H66ZM66 116H65V117H66ZM87 116H88V115H87ZM87 116H85V119L82 120V121L85 122V124H84L85 127H84V125H83L84 122H81V119H79L80 122H81L80 124L78 123L79 120L76 121V123L79 124V126H78L79 128H80V126H82V125H83V127H84V128L81 127V128L79 129V131H78V132H79L78 135H80V133H82L81 130L83 131L84 129L87 128V126H89L87 123H89V121H92V120H91L92 117H91V116H88V117H87ZM111 116H110V117H111ZM122 116H123V115H122ZM124 116H125V115H124ZM124 116H123V117H124ZM126 116H127V115H126ZM154 116H155V115H154ZM224 116H225V115H224ZM11 117H10V121H11ZM48 117H46V118L49 119ZM56 117H57V118H56ZM113 117H112V118H113ZM128 117H129V115H128ZM134 117H135V116H134ZM151 117H152V116H151ZM155 117H157V116H155ZM155 117H154V118H155ZM46 118L44 117L43 121H42V119H39L40 123H43V122L46 120ZM54 118H53V119H54ZM87 118H89V119L91 118V119L88 121V120H86ZM114 118H113V119H114ZM152 118H153V117H152ZM202 118H203V117H202ZM232 118H233V117H232ZM8 119H9V118H8ZM18 119H19V118H18ZM21 119H22V118H21ZM21 119H20V120H21ZM50 119H49V120H50ZM61 119H62V117H61ZM122 119H123V118H122ZM122 119H121V120H122ZM125 119H126V118H125ZM131 119H132V117H131ZM159 119H160V118H159ZM169 119H171V116L169 117ZM13 120H14V118H13ZM15 120H16V119H15ZM66 120H67V119H66ZM133 120H134V119H132V123L134 122ZM191 120H193V119H191ZM191 120H190V121H191ZM220 120H223V119L220 118ZM10 121L8 120L9 124H10ZM36 121H35V122H36ZM56 121H57V120H56ZM56 121H55V120L52 121V119H51V121H48V122H49V123H48L47 120H46V121H45L46 123H44L43 125L39 124V122H36V123H35L36 126H35V124L32 123V127H36V129H38L37 124H39V130H37V132H38V137H37V138H38V139H42V140H38V144L36 145L37 148H38V145H39V141H43V139L45 140L46 138L51 139V138L48 137V134H49V133H50V134H53L54 136H55V134L58 133V132H59V134H60V135L57 134V136H55V137H57V138H58V137L60 138L59 140L56 138L57 141L55 140V138L52 137V139L55 140V143H54V140H52V142H51V140H49L50 143L46 140V141H47L46 144H48V143L51 144V143H52V144L50 145V147L52 146V147H51L52 149H49L50 147L48 148V147H47L48 145H46V144L44 143L45 146L47 147V149H49L48 151L51 150V151H54V152H53L52 154H49L50 152L45 151V148H43L44 151H45V156H43V157L46 158L47 156H49V158H50L51 155H53V156H54V154L56 155L55 158L51 156V159H52V158L55 159V160L53 161V163H55L54 165H53L51 159H50V160H49V159H45V158L42 159L43 161L46 160V162H47V161L49 160V161L51 162L50 165H51L52 167H51L50 165H49V167H50V169L52 170V172H54V170H55V168H56V166H55V165H57V164H56V161H58V158H57V157L59 156V154H60V152H61L60 150H61V148H62V146H63V143L66 141V136H67V135H66L65 137H63V136L65 135L66 132H64V134H63V133H62V132H63L62 129H61V130H60V129L57 130L58 127L61 128V126H60L61 123H57ZM58 121H59V119H58ZM87 121H88V122H87ZM124 121H125V120H124ZM128 121H129V120H128ZM130 121H131V120H130ZM149 121H150V120H149ZM224 121H227V117H226V119H225ZM15 122H16V121H15ZM51 122H52V123H51ZM54 122H55L56 124H55ZM59 122H60V121H59ZM107 122H108V121H107ZM121 122H122V121H121ZM137 122H138V120H137ZM169 122H170V121H169ZM191 122H192V121H191ZM216 122H217V121H216ZM238 122H240V124H241V121H238ZM242 122L244 123L245 120L242 121ZM16 123H18V122H16ZM30 123H31V122H30ZM63 123L65 124V120L63 121ZM114 123L117 125V126L114 127V128L116 129V132L118 133V131H117V130H119V129H117V127H118V125H119L118 122L115 121V122H113V124H110L109 126H111V125H115ZM117 123H118V124H117ZM122 123H123V122H122ZM122 123H121V124H122ZM128 123L130 124V122H128ZM132 123H131V125H132ZM150 123H151V122H150ZM160 123H161V124H163V123H164V124H167V122H164V121H163V122H160ZM160 123H159V125H160ZM195 123L197 124V122H195ZM135 124H136V123H135ZM135 124H133V125L135 126ZM154 124H155V123H153L152 125H154ZM16 125H17V124H16ZM56 125H57V126H56ZM74 125H75V123H74ZM86 125H87V126H86ZM131 125H127V127H129V126H131ZM152 125H151V126H152ZM156 125H157V124H156ZM159 125L156 126V127H160ZM198 125H199V124H198ZM223 125H224V124H223ZM241 125H242V124H241ZM10 126H11V125H10ZM10 126H8V127H10ZM63 126H64V125H62V127H63ZM121 126L124 127V123H123ZM149 126H150V125H149ZM166 126H168V129H166L167 131L164 130V131H166V132H163L162 135H164V136H162V137H164V138H163L162 140H163V142H167V143H169V144H172V143H173V137H175V135H174V133H173V131H172V130H173V126H172L171 123H170V124L168 123ZM199 126L201 127V125H199ZM224 126H225V125H224ZM235 126H236V125H235ZM14 127H15V126H14ZM28 127H29V126H28ZM28 127H27V129H28ZM65 127H67V126H65ZM65 127H63V128H64L65 131H66V128H65ZM78 127H77V130H78ZM111 127H112L111 129L115 130V129L113 128V126H111ZM123 127H121V132L119 131V133H122V130H124V129H125V131L128 130V131L130 132L129 129H130L131 127H129L128 129H127V128H123ZM197 127H198V126H196V128L194 129V131L197 130ZM200 127H199V130H201ZM67 128H68V127H67ZM122 128H123V129H122ZM27 129H26V130H27ZM54 129H55V130H54ZM73 129H74V130H73V132H74V133H73V134H74L73 136H75V133H76V130H75V129H76V125L74 126ZM178 129H179V128H178ZM178 129H177V131H178V132H181V130H178ZM233 129H234V127H233ZM237 129H239V128H237ZM32 130H33V128H32ZM32 130H31V131H32ZM132 130H133V129H132ZM132 130H131L130 133H132ZM219 130L222 131V124L219 125ZM234 130H235V129H234ZM39 131H40V132H39ZM96 131H97V130H96ZM125 131H124V133H125ZM140 131H141V130H140ZM182 131H183V129H182ZM188 131H189V130H188ZM191 131H192V130H191ZM194 131H192V132H194ZM197 131H198V130H197ZM263 131H264V130H263ZM27 132H28V134H29V131H28V130H27ZM27 132H26V135H27ZM52 132H53V133H52ZM60 132L62 133L63 136H61V133H60ZM116 132L114 131L115 134H114L113 132H111V133L114 134V136H115V135H116ZM137 132H138V131H137ZM178 132H177V135H178ZM183 132H184V131H183ZM199 132H200V131H198V133H199ZM201 132H202L203 135H204L203 130H202ZM236 132H237V131H236ZM236 132H235V133H236ZM244 132H245V131H244ZM33 133H34V132H33ZM41 133H42V134H41ZM54 133H55V134H54ZM71 133H72V132H71ZM133 133H134V131H133ZM133 133L130 134V136H131L130 138H131V139L133 138V137H132V136H133ZM138 133L141 134L140 132H138ZM194 133H195V132H194ZM258 133L264 134V132L262 133L261 131L258 132ZM39 134H40V136H39ZM139 134H137V135H139ZM192 134H193V133H192ZM226 134H227V133H226ZM240 134H241V133H240ZM240 134H239V135H240ZM43 135H44V136H43ZM46 135H47V136H46ZM53 135H51V136H53ZM118 135H119V134H118ZM118 135H116V137H118ZM120 135H121V136H120V139H121V140H122V139H125V137H124V138H121V137H123V133L120 134ZM126 135H127V134H125L124 136H126ZM137 135H136V136H137ZM184 135H185V134H184ZM207 135H208V134H206V136H207ZM234 135H236V134H234ZM33 136H34V135H33ZM45 136H46V137H45ZM112 136H113V135H112ZM159 136H160V135H159ZM159 136H158V137H159ZM181 136H183V135L181 134ZM241 136H243V134H241L240 137H241ZM262 136H263V138H262V140H263V139H264V135H262ZM34 137H35V136H34ZM43 137H44V138H43ZM137 137H138V136H137ZM137 137H136L135 141H137ZM146 137H147V136H146ZM152 137H153V136H152ZM158 137H157V140H158ZM178 137H179V135H178ZM234 137H236V136H234ZM6 138H7V137H6ZM30 138H31V137H30ZM74 138H75V137H74ZM126 138H127V137H126ZM147 138H148V137H147ZM179 138H180V137H179ZM179 138H178V140H179ZM188 138H189V136H188ZM232 138H233V136H232ZM232 138H227V140H228V139H229V140H232ZM31 139H32V138H31ZM31 139H30V141H31V142H30V145L33 146L34 144L37 143V142H36L37 140L32 139V140H33V143H34V141H35V143L33 144ZM62 139H65V141H64V140L62 141ZM75 139H76V138H75ZM108 139H109V138H108ZM108 139H107V140H108ZM192 139H193V138H192ZM223 139H224V138H223ZM27 140H28V145H29V138H28ZM111 140L113 141V137H112ZM128 140H130V139L128 138L127 140H125V141L127 142V145H128ZM138 140H140V139L138 138ZM151 140H152V139H151ZM162 140H161V141H162ZM185 140H186V139H185ZM229 140H228V142H230ZM234 140H236L238 144L240 143V141L238 142V140H239L238 137H237V139L235 138ZM242 140H243V139H242ZM9 141H10V140H9ZM9 141H7V142H9ZM46 141H45V142H46ZM58 141H61V142H59L58 144H61L62 146L56 144ZM140 141H141V140H140ZM140 141H139V142H140ZM153 141H154V140H153ZM186 141H188V140H186ZM223 141H224V140H223ZM3 142H6V140H4ZM62 142H63V143H62ZM110 142H111V141H110ZM131 142H133V141L131 140ZM157 142H158V141H156V145H159L160 143L162 144V142H160V143L158 142V144H157ZM182 142H183V141L180 139L179 144L181 143V145H182V144L184 143V142H183V143H182ZM263 142H264V141H263ZM31 143H32V144H31ZM85 143H86V142H85ZM87 143H89V141H88ZM108 143H109V142H108ZM113 143H114V142H113ZM113 143H110V144H108L107 146L111 149L112 146L110 147L109 145H111V144H113ZM115 143H116V140H115ZM129 143H130V142H129ZM133 143H135V142H133ZM136 143L139 144V146L137 145L138 147H140V145H142L141 142H140L141 144L138 143V142H136ZM136 143H135V144H136ZM177 143H178V142H177ZM177 143H176V144H177ZM223 143H224V142H223ZM1 144H2V143H1ZM7 144H8V143H7ZM23 144H24V143H23ZM40 144H42V145H40L39 149H40V148L42 149L43 143L40 142ZM121 144L124 145V142L121 143ZM121 144H120V145H121ZM131 144H132V143H131ZM131 144H130V145H131ZM135 144H134V145H135ZM151 144H152V148H153V146H154L153 144H154V143H153L152 141H151ZM161 144H160V145H161ZM179 144H177V147H180ZM54 145H55V146L58 145V146H60V148L57 147V148H56L57 150H56ZM74 145H75V144H73V146H74ZM113 145H114V144H113ZM125 145H126V144H125ZM178 145H179V146H178ZM204 145H205V144H204ZM260 145H262V144H260ZM263 145H264V144H263ZM10 146H11V145H10ZM32 146H31V147H32ZM53 146H54V148H53ZM73 146H72V147H73ZM128 146H129V145H128ZM168 146H170V145H168ZM190 146H191V145H189V147H190ZM193 146H194V145H193ZM220 146H222V145H220ZM2 147H3V146H1V148H2ZM21 147H22V150H23L24 147H23L22 145H21ZM33 147H34V149H36L35 146H33ZM33 147H32L31 149H30V147H28L29 152H30L29 154H31V153L33 152L32 155H30V156L33 157V156H34V153L36 154V153L38 152V154H37L36 156H37V160H39V159L42 157V156H41V152H40V151H35V150L33 149ZM123 147H124V146H123ZM126 147H127V146H126ZM132 147L134 148V146H131V149H133ZM138 147H137V150L134 148V149H135V150L133 149L134 151H131L130 148L128 147V148H129V151H127V153H129L130 151H131V153H130V154L125 153V154L128 155L127 158H125L126 156L122 153L125 157H124L123 155H121V156L124 157L123 159H126V160H124V163H122L123 165L126 163V161H128V162H129L130 160L133 161L134 157L137 155V153H139V152H138ZM141 147H142V146H141ZM141 147H140V148H141ZM162 147L166 148V145H165V146H162ZM185 147H186V146L184 145V148H183V151H182V152L179 151V149L176 148V147H175V148H172L171 151L169 150V148L164 149V150L162 151V153H161V155H160V156H161V160H163L162 162H160V163H161L160 166L162 167V168H161L162 170H159V173H160V174H158L159 177L161 176L160 178H157L158 176H157V177L155 176L156 172H158L157 169H155V170H156V171H155L154 168H153V169L150 168L149 173H148V175H147V177H146L145 183L142 184V185H140V183H139L140 181H139V179H138V184H139V186H138V184L135 182V181H136V180H135L136 177H135L134 175H131V174H134V172H133V167H131L132 165H131V161H130V163H129V164H130V168H129V166H128L129 164H127L128 162L126 163V167L128 166L129 169L126 168L125 165H124V167H125V169H127V171L125 170V172H127V176L132 172L129 176L132 177L134 180L131 179L130 177H129L130 179L127 178V179H129L131 182L128 181V180L125 178V177H127V176H126V174H123L124 169H122L123 172L118 173V174H117V171H116V179H114V177H113V176H115V175L112 176L113 179H114V182H112L113 180H112V181L110 180V181H111V183H113V184H108V183H110V181H108V179H107L108 183L105 182V180H101V182L98 181V182H100V183L97 184L96 186H94V188L91 190V192L88 193V194H86V196L88 195V198L90 199V200H89L90 203L92 202L91 200H96V199H98V198H99V200H101V202H105V204H103V203L101 204V205H103L102 207H101V206L99 207V208H101L100 210L103 212V213L100 212L102 215L99 213L100 216H101V218H100L101 221H102V220H105L104 217L108 215V214H107V213H108V208H111V209H112V208L114 207V205H115V208L117 209V208H118L117 206H120V204H121L120 202H122L123 204H125L124 209H127L126 205H127V203H129V199H131V198L134 197V196H135V198L137 197L136 194L134 195V193H138V195H139V193H141L142 191L144 192V191H148V190H149L148 193L150 194L149 197L147 196V195H149L148 193H147L146 196H145L144 193H142L141 196L144 194V197H146V199H147V197L149 198V199H147L148 201L150 200V198L153 199V200H150V201H152L151 203H152L153 205H155V204L158 202L159 197H161L162 200L164 201L165 198L163 199L162 195H165L166 193H168V194L170 193V196H169V198H170V199H169V202L172 201L171 196H172V197L174 196V199H173L174 201H172V202H175V203H173L174 205L177 204V200H175V199H178V196H177L176 194H178V195H180V196H181V194H182V195L184 196L183 199L185 200V202H186L187 199H188V201L190 200V204H188V201L186 202L187 205H188V206H187V210H188V211H189V208H191V207H189V206L192 205V203H193V205H194V206L192 205L193 207H196V205L200 203V201H199V200H200V198H199L200 196H202V197H201V204H203V206H204V204H206L207 200L203 198V194L201 195L200 191H199L200 194H199V193L197 194L199 197L196 196V195L194 194L195 196H194V198H193V193H192V194H189L187 190H188L189 187H191V185H192L190 182L195 181L194 178H195L196 176H197V177H201V175L205 176L204 173H205V174L208 173L207 171H209V174H208V176H209V175L211 174V173H210V172H211V171H210L211 169L209 168V166H206V165L204 166V165H203V167H201L198 171H194V170L190 167V165H189V162H188L189 160H187V162H188V164H186L187 166L184 167V169H181V168H182V165H183L185 162H183V163H182V162H178V161H179L178 157H179V156H182V158L185 157V160H184V158H183V159L181 158V159H182L181 161H183V160L186 161V154L184 153L185 150H186ZM203 147H204V146H203ZM215 147H216V146H215ZM224 147H226V146H224ZM227 147H228V146H227ZM252 147H254V148H252ZM252 147L249 148V150H251V152L254 151V150L252 151V149H255L256 145H255V146H252ZM11 148H12V147H11ZM11 148L9 147V149H11ZM73 148H74V147H73ZM80 148H81V147H80ZM112 148H113V147H112ZM115 148H116V147H115ZM115 148H114V150H115ZM220 148H221V147H220ZM251 148H252V149H251ZM258 148H259V146H258ZM7 149H8V148H6L5 151H7ZM32 149H33V150H32ZM54 149H55V150H54ZM59 149H60V150H59ZM110 149H109V150H110ZM141 149H142V148H141ZM143 149H144V148H143ZM143 149H142V151L145 150V149H144V150H143ZM159 149H161V146L159 147ZM184 149H185V150H184ZM203 149H204V148H203ZM205 149H206V148H205ZM259 149H260V148H259ZM1 150H2V149H1ZM36 150H38V149H36ZM58 150H59V151H58ZM88 150H89V149H88ZM102 150H103V149H102ZM104 150H105V149H104ZM107 150H108V149H107ZM107 150H105V152H106ZM123 150H124V149H123ZM123 150H122V151H123ZM125 150H127V149H125ZM157 150H158V148H157ZM207 150H208V149H207ZM249 150H244V152H242V153H241V152L238 153V154H241V155H239V156L236 155V154H237L236 152L234 153V152L232 151L233 156H236V157H234V159L237 158V160H238V158H239L240 156H241V157H242V156L244 157V155L247 157V155L250 154V151H249ZM257 150H258V149H257ZM257 150H255V152H256ZM2 151H3V150H2ZM23 151H24V150H23ZM31 151H32V152H31ZM56 151H58L59 153L56 152ZM136 151H137V153H136ZM158 151H160V150H158ZM247 151H248V152H247ZM258 151H259V150H258ZM258 151H257V152H258ZM261 151H262V150H261ZM39 152H40V153H39ZM107 152H108V151H107ZM117 152H118V151H116V153H117ZM132 152H133V153L135 152L136 154L134 153L135 155H133ZM259 152H260V151H259ZM259 152H258V153H259ZM56 153H57V154H56ZM142 153H143V152H142ZM146 153H147V152H146ZM182 153H183V154H182ZM203 153H204V152H203ZM232 153H231V154H232ZM258 153H256V155H258ZM261 153H262V152H261ZM21 154H22V151H21ZM21 154H20V155H21ZM23 154H24V153H23ZM39 154H40V157L38 156ZM48 154H49V155H48ZM108 154H109V152H108ZM108 154H106V155H108ZM111 154H114V152H112ZM139 154H141V153H139ZM246 154H247V155H246ZM16 155H17V154H16ZM46 155H47V156H46ZM103 155H104V153H103ZM115 155H116V154H115ZM115 155H114V156H115ZM119 155H120V154H119ZM253 155H255V154H253ZM253 155H252V157H253ZM21 156H22V155H21ZM81 156H82V155H81ZM81 156H80V157H81ZM83 156L85 157L86 155H83ZM108 156H109V155H108ZM116 156H117V155H116ZM133 156H134V157H133ZM144 156H145V155H144ZM153 156H154V155H153ZM230 156H231V155H229V157H230ZM2 157H3V155H2ZM2 157H1V154H0V158H2ZM23 157H24V155H23ZM38 157H39V158H38ZM80 157L78 158L79 161H81V158H80ZM84 157H83V158H84ZM104 157H105V156H104ZM110 157H111V156H110ZM117 157H118V156H117ZM145 157H146V156H145ZM145 157H144V158H145ZM191 157L193 158L194 156L192 155ZM205 157H206V156H204V159H206ZM256 157H257V156H256ZM261 157H264V155H262ZM261 157L258 156V157L256 158V159L258 160V162H257V163H258V170H259V169L261 170V169L263 168V167H262V164H263V163H262V164L259 163V162H264V161H262L263 158H262V160L260 159L261 161H259V158H261ZM27 158H28V159H26V162H28V163H32V164H29V166H28V163L25 164L26 171L29 170V169H32V168H33V167H32V166H33V163L36 162L35 165H37V164L39 165V164H40V163H39L40 160L37 162V160H35V159H36L35 157H34V158H31V157L28 156ZM30 158H31L32 162H31ZM47 158H48V157H47ZM92 158H93V157H92ZM92 158H91V159H92ZM119 158H121V157H119ZM132 158H133V159H132ZM138 158H141V156L138 157ZM230 158H231V157H230ZM253 158H255V157H253ZM15 159H16V158H15ZM17 159H18V158H17ZM17 159H16V160H17ZM33 159H34V160H33ZM91 159H90V158L88 159L89 162H91ZM105 159H106V157H105ZM108 159H109V158H108ZM116 159H118V158H116ZM135 159H137V158H135ZM177 159H178V160H177ZM224 159H225V158H224ZM226 159H227V157H226ZM228 159H229V158H228ZM231 159H232V158H231ZM231 159H230V160H231ZM251 159H252V158H251ZM27 160H28V161H27ZM42 160H41V164H42L43 166L40 164V165H41L40 167H42L43 169H45V166H44V165L46 164V169H45V171L48 172L47 169H49V168H47V164L50 163V162H48V163L45 162V164H44ZM52 160H53V159H52ZM66 160H67V159H66ZM70 160H71V159H70ZM70 160H69V161H70ZM78 160H77V162H75V163H76L75 165H78V164H79V163H78V162H79ZM85 160H86V159H85ZM92 160H93V159H92ZM110 160H111V159H110ZM118 160H119V159H118ZM222 160H223V159H222ZM239 160H240V159H239ZM244 160H245V159H244ZM244 160H240L238 163L235 162V161H233V159H232L231 161H232V163H234L235 166H236L235 163H237V166H238L239 163H243V164H244V163H246V160H247V163H248V166H249V167H248V170L250 169V170L252 171L253 168L255 169V167H254V164H255L254 161H253V163L251 162L252 165H250V164H251L250 161H252L253 159H252V160H248V158H247L245 161H244ZM257 160H255V161H257ZM1 161H2V160H1ZM103 161L106 163L105 160H103ZM140 161H141V160H140ZM202 161H203V159H202ZM219 161H220L221 163H224V162H223L224 160H223V161L219 160ZM231 161H227V162L230 163ZM248 161H249V162H248ZM10 162H11V161H10ZM10 162H9V163H10ZM14 162H15V161H14ZM17 162H18V161H17ZM21 162H22V165H23V158H21ZM84 162H85V161H84ZM117 162H118V161H117ZM117 162H116V163H117ZM133 162H135V161H133ZM163 162H164V163H163ZM176 162H178V165L181 163V164H182L181 167L178 166L177 169H176V168L174 167V164H175V165L177 164ZM220 162L218 163V161H216V162H214L213 164L216 163L217 166H218V164H220L219 167H218V168H220V167H222V165H223V164L221 165ZM227 162H225V163H227ZM60 163H61V162H60ZM105 163H104V164H105ZM109 163H110V162H109ZM111 163H112V162H111ZM150 163H151V162H150ZM155 163L157 164V162H155ZM247 163H246V164H247ZM257 163H256V164H257ZM18 164H19V163H18ZM73 164H74V163H73ZM102 164H103V163H102ZM113 164H114V163H113ZM132 164H133V163H132ZM134 164H135V163H134ZM134 164H133V165H134ZM137 164H138V162H137ZM141 164H143V163H141ZM156 164H155V165H156ZM162 164H164V165L162 166ZM172 164H173V166H172ZM243 164H242V165L240 164V165H241L242 167H243V166H245V167L247 166V165H243ZM259 164H260V166H259ZM19 165H20V164H19ZM86 165H88V163H86ZM114 165H115V164H114ZM117 165H119V164H117ZM155 165H151V166H152V167H155ZM227 165H229V164H228V163L226 164V167H227V168H230V167L232 166V168L235 169L233 164H232L230 167L227 166ZM240 165H239L238 167H240ZM263 165H264V164H263ZM10 166H11V164H10ZM82 166H83V164L81 163V168H82ZM89 166H90V164H89ZM103 166H104V165H103ZM106 166H108V164H107ZM106 166H105V167H106ZM143 166H144V164H143ZM164 166H165L167 169L165 168V170H164V169H163ZM167 166H168V167H167ZM193 166H194V165H193ZM224 166H225V164H224ZM251 166H252L253 168H252ZM27 167H28V168H27ZM29 167H30V168H29ZM36 167H39V166H36ZM36 167H35V169H37ZM105 167H102V168H103V172H102L101 169H100V171H101V173H102V176H103V174H104V169H105ZM111 167H112V166H111ZM116 167H117V166H116ZM121 167H123V166H121ZM226 167H225V169H227ZM238 167H236V168L239 169ZM245 167L243 168V171L246 170L247 167H246V168H245ZM261 167H262V168H261ZM10 168H11V167H10ZM86 168H87V167H86ZM112 168H113V167H112ZM136 168H138L137 165H136ZM168 168H169V169H168ZM222 168H223V167H222ZM35 169L33 168L32 170H30V171H32V174H33V172L35 171ZM43 169H42L41 172L45 173V171H44ZM72 169L75 171L74 165H72ZM84 169H85V167H83V170H84ZM107 169H109V168H107ZM110 169H111V168H110ZM141 169H143V168H141ZM225 169H221L222 172H224L223 170H225ZM10 170H11V169H10ZM24 170H25V169H24ZM37 170L40 171V168H38ZM51 170H50V172H49L50 174L52 173ZM83 170H82V171H83ZM105 170H106V169H105ZM112 170H113V169H112ZM128 170H129V171H128ZM130 170H131V171H130ZM221 170H220V172H221ZM231 170H232V169H231ZM250 170H249V171H250ZM256 170H257V168H256ZM260 170H259V171H260ZM71 171H72V170H71ZM137 171H138V170H137ZM246 171H247V170H246ZM246 171H245V172H246ZM249 171H247V173H249ZM254 171H255V170H254ZM259 171H258V172H259ZM36 172H37V171H36ZM57 172H58V171H57ZM84 172H85V171H84ZM125 172H124V173H125ZM225 172H226V171H225ZM225 172H224V173H225ZM25 173H26V172H25ZM49 173H47V174L50 176ZM107 173H108V172H107ZM114 173H115V172H114ZM135 173H136V172H135ZM213 173H215V172L213 171ZM242 173H243V172H242ZM242 173H241L242 176H243L244 174L247 175L246 173H244V174H242ZM16 174H17V172H16ZM27 174H28V172H27ZM30 174H31V173H30ZM34 174H35V172H34ZM34 174H33V175H34ZM36 174L41 175V174L38 173V172H37ZM105 174H106V173H105ZM121 174H122V176H121ZM137 174H138V172H137ZM139 174H140V173H139ZM195 174H196V175H195ZM219 174H221V173H219V171L216 172V175H219ZM249 174H251V173H249ZM254 174H255V173H254ZM25 175H26V174H24V176H25ZM107 175H108V174H107ZM117 175H118V177H117ZM123 175H124L125 177H123ZM141 175H142V174H141ZM194 175H195V177H194ZM206 175H207V174H206ZM222 175H224V174H222ZM222 175H221V176H222ZM263 175H264V174H263ZM43 176H46V175L44 174V175H42V177H43ZM84 176H85V174H84ZM120 176H121V178H119ZM143 176H144V175H143ZM203 176H202V177H203ZM208 176H206V177H208ZM247 176H248V175H247ZM247 176H245V177H247ZM255 176H256V175H255ZM19 177H20V175H19ZM25 177H27V176H25ZM25 177H24V178H25ZM32 177H33V176H32ZM40 177H41V176H40ZM103 177H104V179H105L106 176H103ZM134 177H135V178H134ZM137 177H138V176H137ZM154 177H155L156 179H154ZM202 177H201L200 179H203ZM206 177H204V178H206ZM211 177H214V175L211 176ZM217 177H218V176H216V178H217ZM262 177H263V176H262ZM262 177L260 176L259 178H262ZM20 178H21V177H20ZM38 178H39V177H38ZM48 178H49V177H48ZM82 178H83V177H82ZM101 178H102V177H101ZM118 178H119V179H118ZM143 178H144V177H142L141 182L143 181ZM214 178H215V177H214ZM216 178H215V179H216ZM219 178H220V176H219ZM219 178H218V182H219V180H220ZM259 178H257V180H258ZM1 179H2V178H1ZM111 179H112V178H111ZM140 179H141V178H140ZM200 179H199V181L196 180V181L194 182V185H192V187H193V186L195 187V186L197 185L196 182H198V183H200V184L202 185ZM206 179H207V178H206ZM240 179H241V178H240ZM262 179H263V178H262ZM115 180H117L116 183H115ZM132 180H133V181H132ZM191 180H192V181H191ZM204 180H205V179H204ZM210 180H212V179H210ZM245 180H246V178H245ZM257 180H256V182L254 183V186L257 184ZM25 181H27V180H25ZM36 181H37V180H36ZM93 181H94V179H93ZM93 181H92V182H93ZM205 181H206V180H205ZM216 181H217V180H216ZM22 182H24V181H22ZM41 182H42V181H41ZM45 182H46V181H45ZM65 182H66V181H65ZM92 182H91V183H92ZM132 182H133V184H132ZM207 182H209V181H207ZM30 183H31V182H30ZM30 183H28V184H30ZM46 183H47V182H46ZM91 183H89L88 185H90ZM134 183H135L137 186H136ZM142 183H143V182H142ZM258 183H259V185H257L258 187L255 186L254 188H260V189H261V187L264 186V185H263V183H261V182H258ZM260 183L262 184V186L260 185ZM23 184H24V183H23ZM23 184H21V185H23ZM72 184H73V183H72ZM185 184H187V185H185ZM209 184H210V182H209ZM211 184H212V183H211ZM217 184H218V183H217ZM227 184H228V182H227ZM2 185H3V184H2ZM24 185H25V184H24ZM63 185H65V183H64ZM69 185L71 186V182L69 183ZM25 186H26L27 188H26V189H23V190H25L23 193H25L26 190H27V192H28V193H26L27 196H26L25 194H23V196H21V195H20V196H21V198H22V197H24V198H25V197L28 198V194H29V195L31 196V197L28 198L29 200L26 199V198H25L26 200H23V201H25V203H27V201H30L31 198L35 197V195L37 194V192H36V194H34V193L31 192V189H30V188H33V187H31L30 185H25ZM74 186H75V185H74ZM209 186H210V185H209ZM215 186H217V185H215ZM224 186H225V185H224ZM234 186H235V184H234ZM259 186H261V187H259ZM64 187H65V186H64ZM66 187H68V185H67ZM66 187H65V188H66ZM76 187H77V186H76ZM84 187H85V186H84ZM198 187H200V186L197 185V188L195 187V189H198ZM212 187H213V185H212ZM251 187H253V186H250V187L247 188V189L249 190ZM2 188H3V187H2ZM40 188H41V187H40ZM86 188H87V187H86ZM178 188H179L180 191L182 190V191H181L182 193L178 190ZM180 188H181V189H180ZM223 188H224V187H223ZM223 188H222V189H223ZM233 188H234V190H235V187H233ZM238 188H239V187H238ZM254 188H253V189H254ZM262 188H263V187H262ZM207 189H209V188H207ZM222 189H219V190H222ZM247 189H246V190H247ZM251 189H252V188H251ZM251 189L249 190V193H250ZM253 189H252V190H253ZM260 189H259V190L256 189V192H257V193L255 192L256 194L253 193V191H252V194L254 195V198H256L255 195L258 196V194H259L258 192H259V191L264 190V188L261 189V190H260ZM16 190H17V189H16ZM49 190H50V189H49ZM225 190H227V188H225ZM234 190H233V191H234ZM248 190L246 191V193L248 192ZM3 191H4V189H3L2 191H0V192H3ZM36 191H38L37 188H36ZM50 191H51V190H50ZM66 191L69 192L68 190H66ZM150 191H151V192H152V191H154V192L156 191V193H154V192H153V193H150ZM175 191H176V194L173 193V192H175ZM178 191H179V192H178ZM222 191H223V190H222ZM228 191H229V190H227V192H228ZM239 191H240V190H239ZM241 191H242V190H241ZM16 192H17V191H16ZM16 192H15V193H16ZM39 192H40V190H39ZM67 192H66V194H68V195H67V196H68V199H67V198H64V196H62V195L60 194V196L62 197V199H61V200H62V201H61L62 203L59 202L60 200L58 201V203H59L60 205H61V204H62L63 206L66 205L67 202L65 203V199H67L66 201H68L69 198H71L70 201H72V199H73V198L71 197L72 194L70 193L71 195H69V193H67ZM157 192H159L160 194H162V192H166V193H165V194L163 193L162 195H160L159 193L157 194ZM177 192H178V193H177ZM227 192H226V194H227ZM242 192H243V191H242ZM262 192H263V191H262ZM262 192H260V194H261ZM15 193H14V191H13V194H15ZM18 193H19V192H18ZM21 193H22V192H21ZM21 193H20V194H21ZM179 193H180V194H179ZM222 193H225V191H223ZM222 193H221V194H222ZM235 193H236V192H234V196H235ZM237 193H238V194H237ZM237 193H236V194H237L238 196H240V198L242 199V197H241V195H240L241 193H240V192H237ZM239 193H240V194H239ZM243 193H244V192H243ZM246 193H245V194H246ZM263 193H264V192H263ZM263 193H262V195H261L260 197L263 196ZM0 194L3 195V193H0ZM8 194H9V193H8ZM33 194H34V196H33ZM63 194H64V193H63ZM130 194H133V196L130 195ZM153 194H154V195H153ZM156 194H157L158 197H156ZM171 194H173V195H171ZM221 194H220L219 196H221ZM260 194H259V195H260ZM2 195H1V198H2ZM42 195H43V194H42ZM64 195H65V194H64ZM83 195H84V194H83ZM83 195L81 194V197H79L80 200H81L83 197H84V198H87L86 196H83ZM151 195L155 196L156 198H155V197H151ZM242 195H243V194H242ZM249 195H250V194H249ZM249 195L247 194L246 197L249 196ZM15 196H18V194L16 193ZM15 196H11V195H10V196H9L10 198L8 199V197H7L5 200L8 199L12 204H15V203L13 202V200H10L11 198H13V197H15ZM40 196H41V195H40ZM40 196H36V197H40ZM72 196H73V195H72ZM118 196L121 197V198H122V196H123L125 199H126L128 196H129L130 198H127V199H126L127 201H126L124 198H122V200H120V198H119ZM126 196H127V197H126ZM167 196H168V195H167ZM175 196H176V197H175ZM180 196H179V197H180ZM219 196H217V198H214V200L216 199V201H213L214 203H212L211 206H212V205H215V206H213L212 209H208L210 212H207L208 214L206 213V215H204V217L201 215L203 219L201 218V216H200V217H197L196 219H198V220L195 219V221H194L195 216H194V218H192L193 222L196 223V224H195V223H194V224H195L196 226H197V225L199 226L198 228L203 227V225H205V224L208 225L209 222H210L209 224H212L211 222H214L213 219L215 220V222L213 223L214 226H213L212 228H214V227L217 228V226L219 225V224H216L217 221H216L215 218L217 217V215L215 216V214H214L215 212L211 211V210H214V211H215V208H216L217 205H218L219 207H221L222 212L225 211L224 209L226 208V206H225L226 204L224 203V204L222 205V198H223V196L221 197V199H220ZM238 196H237V197H238ZM251 196H252V195H250V198H251ZM43 197H44L45 199H44ZM48 197H49V194H48L47 198H46V195L41 196V198L44 199V201H43V205L40 203V206L42 205V207H43L42 209H43V210H42V209H41V210H37V207H36V206H35V208H36V212H37V211H38V212H39V211H43V212H45V213L42 212L41 214H43V216H44L45 214H46V215L48 214V217H49V213H51V214L53 213L52 211H49V210H53V211H54V209H55L58 205H56V204H57L56 202L54 203V205H53V203H52V206L49 205L50 207L48 206V204H45L44 202L47 203V201L49 200ZM61 197H60V198H61ZM65 197H66V196H65ZM113 197H115L116 200H118V198H119V200L117 201V203L119 202L118 205H116V201H115V199H114ZM116 197H118V198H116ZM190 197H191V199H189ZM195 197H197V198H199V199H197V198H195ZM252 197H253V196H252ZM260 197H259V198L257 197L259 202H257L256 199H254L255 202H256L255 207H256L257 205L260 206V203H261V201L259 200ZM84 198H83V199H84ZM102 198H104V199H105V198H106V199L109 198L110 200H108V201L111 203L112 206H111L110 203L108 202L109 205H110V207H109V206L107 205V203H106L107 200L105 201V200H103ZM141 198L143 199V196H142ZM161 198H160V199H161ZM206 198H207V197H206ZM240 198H237V199L240 200ZM243 198H245V195L243 196ZM248 198H249V197H248ZM250 198H249V199H250ZM263 198H264V197H263ZM2 199H3V198H2ZM37 199H38V198H37ZM133 199H134V198H133ZM154 199H155V200H154ZM157 199H158V200H157ZM194 199H196V200L194 201ZM202 199L205 200V201H203V203H202ZM209 199H210V198H209ZM223 199H224V201H225V198H223ZM234 199L236 200V198H234ZM251 199H252V198H251ZM40 200H41V199H40ZM45 200H46V201H45ZM55 200H56V198H55ZM55 200H53V201H55ZM80 200L77 199V202H76V203H78V201H80ZM86 200H88V199H86ZM86 200H83L82 202H84V201H86ZM102 200H103V201H102ZM112 200H113L114 202H113ZM124 200H125V202H123ZM134 200H135V199H134ZM139 200H141V199L138 198V201H139ZM143 200H144V199H143ZM170 200H171V201H170ZM184 200H181V202L183 201V203L180 204V205L182 206V207H181L182 209L184 208V207H183L184 205H182V204H184ZM192 200H193L195 203L198 201L197 204H195L194 202H192ZM229 200H230V202H231L232 198H231V199H228V201H229ZM235 200H234V201H235ZM239 200H236V201H237V204L239 203V202H238ZM242 200L244 201V199H242ZM242 200L240 201L241 205H242V203L245 202V201L242 202ZM245 200H246V199H245ZM254 200H253V202H254ZM2 201H3V200H2ZM9 201H8L7 203H10ZM14 201L16 202V200H14ZM53 201H52V202H53ZM63 201H64V203H63ZM70 201H69L68 206H72V205L70 204ZM89 201H88V202H89ZM138 201H137V202H138ZM141 201H142V200H141ZM148 201H147V202H148ZM150 201H149V202H150ZM153 201H154V203H153ZM163 201H161V202H163ZM165 201H168V197H167V200H165ZM178 201H180V199H178ZM234 201H233V202H234ZM236 201H235V202H236ZM18 202H20V200H19ZM72 202H73V201H72ZM74 202H75V201H74ZM74 202H73V203H74ZM82 202H80V203H82ZM131 202H132V199H131ZM155 202H156V203H155ZM159 202H160V201H159ZM161 202H160V203H161ZM169 202H168V203L163 202V203L167 204V205H166V207H167V206H169L168 204H170ZM204 202H205V203H204ZM215 202H217V204H216ZM230 202H228V203L230 204ZM233 202H231L232 204H230V205L235 206V208H236V207L238 208V207H239V204H238V205H235ZM4 203H5V201H4ZM31 203H32V205H33L34 203H36V201H35V202H34V201H33V202L31 201L30 204H31ZM48 203H49V202H48ZM50 203H51V202H50ZM50 203H49V204H50ZM76 203H75V204H76ZM80 203H79V204H80ZM90 203H89V204H90ZM112 203H113L114 205H113ZM160 203H158V205H159ZM245 203L250 204L248 201H246ZM257 203H258V204H257ZM5 204H6V203H5ZM12 204H11V205H12ZM44 204H45V205H44ZM79 204H78V205H79ZM131 204H133V203H131ZM139 204H142V203L140 202ZM261 204H262V203H261ZM263 204H264V202H263ZM263 204H262V205H263ZM23 205H24V204H23ZM46 205H47L48 208L45 207ZM55 205H56V207H54ZM105 205L108 206V207L106 206V208H107V212H106V210L103 211V209H106V208L104 207ZM148 205H150V204L148 203ZM162 205H163V204H161V207H162ZM171 205H172V204H171ZM171 205H170V207H171ZM177 205H179V202H178ZM177 205H176V206H177ZM241 205H240V207H241ZM253 205H254V204H253ZM4 206H5V205H3V207H4ZM40 206H39L38 208H40ZM63 206H60V207H63ZM66 206H67V205H66ZM88 206H90V205H88ZM121 206H124V205L121 204ZM139 206H140V205H139ZM139 206H138V207H139ZM142 206H143V205H142ZM142 206H141L140 208H142ZM151 206H152V205H151ZM222 206H225V207H222ZM259 206H258V208L256 207V209H259ZM15 207H16V205H15ZM21 207L24 209L23 206H21ZM27 207H29V206H27ZM27 207L25 206L26 209H27ZM31 207H32V206H31ZM51 207H52V208H51ZM58 207H59V206H58ZM64 207H65V206H64ZM64 207H63V208H64ZM72 207H73V206H72ZM72 207H71V209H72L73 211L71 210V211H72V212H71V211L69 210L70 213H69V211L67 210V209H69V207H67V208L65 207L66 210H67V212H68L67 214H69V216H75V215H70L71 213H73V214L75 213L74 208H72ZM96 207H97V206H96ZM138 207H137V208H138ZM143 207H144V206H143ZM145 207L148 208L147 206H145ZM157 207H158V206H157ZM172 207H173V205H172ZM179 207H180V206H179ZM193 207H192V208H193ZM240 207H239V209H238L239 212H238L237 208H236V209H233V211H235L236 213L238 212V213H237L238 215H239L240 211H241V212H244L245 209H247L248 212L250 211L249 214L252 213L253 216H252V215L250 216L249 214H248L249 216L246 215L247 212H246V214H245L247 217H245L244 214H242V213H241V215H239V216H244V217H245V218H244V219H245V222L248 221L247 218L250 217V221H249V222L252 223V224L249 225L250 223L248 224V222H246L247 225H249L250 227L252 226L253 228H252V227H251V228L254 229V230H255V229L257 230V226H258V227H259L258 230H260V232L263 230L262 233H264V214H263V213L261 214V206H260L259 212H258V210L255 211V210H256L255 207H254V208H250L251 210H250L248 207H247V208H244V205H243L244 210L241 209ZM22 208H21V209H22ZM32 208H33V207H32ZM45 208H46L47 212H46V210H44ZM63 208H61L62 211H63ZM93 208H94V207H93ZM97 208H98V207H97ZM122 208H123V207H122ZM122 208H121V210H124V209H122ZM137 208H136V209H137ZM149 208H150V207H149ZM158 208H159V207H158ZM167 208H168V207H167ZM181 208H180V209H181ZM222 208H223V209H222ZM229 208H230V209H228V210H231V209H232L231 206H229ZM262 208H264V207L262 206ZM15 209H16V208H15ZM21 209H20V211H22ZM30 209H31V208H30ZM57 209L59 210V208H57ZM88 209H90V207H89ZM94 209H95V208H94ZM118 209H119V208H118ZM128 209H129V208H128ZM138 209H139V208H138ZM182 209H181V210H182ZM204 209H205V208H204ZM253 209H255V210H253ZM27 210H28V212H29V208H28ZM55 210H56V209H55ZM58 210H56L55 212H57ZM90 210L92 211V209H90ZM95 210H96V209H95ZM97 210H98V209H97ZM119 210H120V209H119ZM121 210H120V213H121ZM133 210H134V209H133ZM140 210H142V209H140ZM140 210H138L137 213H138V212L140 213ZM143 210H144V209H143ZM147 210L151 211L150 209H147ZM160 210H161V209H160ZM166 210H167V209H166ZM170 210H171V208H170ZM177 210H178V207H177L176 211H177ZM187 210H186V211H187ZM208 210H207V211H208ZM252 210H253V212H251ZM13 211H15V210H13ZM16 211H17V210H16ZM32 211H34V210L32 209ZM64 211H65V210H64ZM64 211L59 215V217H62V216L65 217V216L67 215V214H65L66 211H65V212H64ZM125 211H126V210H125ZM173 211H174V210H173ZM178 211H180V210H178ZM191 211H192V210H191ZM191 211H190V216H191V214H192L191 217H193V214H196V213H197V212H195V211H198V213H197L198 215H200V214L203 212V210H201V212H200L199 210H194V211H192V212H191ZM233 211L231 212L232 214H234ZM262 211H263V210H262ZM24 212H25V211H24ZM28 212L26 211V216L28 215ZM96 212H97V211H96ZM130 212H131V211H130ZM156 212H158V211L156 210ZM159 212H160V211H159ZM181 212H182V211H180V213H181ZM199 212H200V213H199ZM254 212H256L257 214L254 213ZM12 213H13V212H12ZM34 213H35V212H34ZM39 213H40V212H39ZM39 213H38V214H39ZM88 213H89V212H88ZM91 213H92V212H91ZM93 213H94V212H93ZM93 213H92V215H93ZM105 213H106V214H105ZM128 213H129V212H128ZM128 213H127V214H128ZM134 213L137 215L136 211H135ZM139 213H138V215H137V218H138V216H139ZM145 213H146V212H145ZM147 213H148V212H147ZM166 213H167V214H166ZM171 213H172V215L170 214V211H169V213H168V212H165V214H166L165 217H166V218L162 216V215H164V213L161 215V216H162V217H161L162 220H163L164 218H165V219H164L165 221L167 220V221H166L167 224H168V216H169L168 214H170V216H169L170 219L172 218L171 216H174V214H175V212H174V213L171 212ZM178 213H179V212H178ZM188 213H189V212H188ZM210 213H211L212 215H211ZM236 213L234 214L235 216H236ZM259 213H260V215H259ZM10 214H11V213H10ZM10 214H9V215H10ZM23 214H24V213H23ZM30 214H31V213H30ZM38 214H37V215H38ZM53 214H54V215H53ZM53 214H52V215L54 216V217H53L54 219H52L51 222H53V224H55L56 221H58L57 223H60L59 220H60L61 218L58 217V213H56V214L53 213ZM62 214H65V215H62ZM75 214H76V213H75ZM148 214H150V212H149ZM152 214H153V213H152ZM155 214L157 215L158 213H155ZM160 214H161V213H160ZM184 214H186V213H184ZM209 214L211 215V217H210L211 221L209 220V216H210ZM232 214H229V215L231 216ZM14 215H16V214L11 215V218H12V216H14ZM92 215H91V216H92ZM94 215H95V214H94ZM119 215H120V214H119ZM156 215H155V217L157 218L158 216H156ZM158 215H159V214H158ZM175 215H176V214H175ZM229 215H227V216H228V217H227L228 219H225V220H228V221L230 222V220H231V218H232L233 216H231V218H230ZM238 215H237L236 217H238ZM16 216H17V215H16ZM34 216H35V215H34ZM43 216H42V217H43ZM69 216L67 215V216L65 217V219H66V218H71V217H69ZM91 216H90V213H89V218H90ZM102 216H103V217H102ZM159 216H160V215H159ZM176 216H177V215H176ZM176 216H175V217H176ZM188 216H189V215H188ZM188 216H187V217H188ZM222 216H223V215H221V218H222ZM235 216H234L232 219H234ZM23 217L25 218V214L22 216V220L24 219ZM28 217H29V216H28ZM48 217L46 216L47 219L44 218L46 221L43 220L44 223L46 222V224H44V227H41V228L44 229V231H45V230H48V229L51 227V225H52L51 223H50L51 225H48V224H49V220H48L49 218H48ZM108 217H109V216H108ZM139 217H140V216H139ZM205 217H206V218H205ZM207 217H208V218H207ZM6 218H7V217H6ZM75 218H76V217H74V219H75ZM89 218H87V219H88L87 221H88V223H89V225H87V226L90 227V229L92 228L91 230H94V229H95V230H94V235L90 234V235H92V237H93V236L95 237V235H96L95 233H97V232L99 231V229L96 228L95 225L92 226L94 223H92L93 221H91V220H90V221H91L92 224H90ZM91 218H92V217H91ZM102 218H103V219H102ZM141 218H142V215H141ZM143 218H144V216H143ZM145 218H147V217H145ZM159 218H160V217H159ZM159 218H158V219H159ZM204 218L208 221V223L205 222ZM221 218H220V215H219V219H220L219 223L221 222L220 224H221V226H222V225H223V222H222ZM229 218H230V219H229ZM238 218L240 219V217H238ZM25 219H26V218H25ZM27 219H28V218H27ZM29 219H30V218H29ZM77 219H78V218H77ZM80 219H81V218H80ZM92 219H93V218H92ZM95 219L97 220V218H95ZM95 219H94V221H96ZM100 219H99V222H100ZM175 219H176V218H175ZM47 220H48V222H47ZM152 220H153V219H152ZM152 220H151V221H152ZM159 220H160V219H159ZM171 220H172V219H171ZM199 220H200V221H203V220H204V221H203L204 223H203V222L200 223ZM225 220H224V221H225ZM242 220H243V219H242ZM242 220H241V221H242ZM34 221H36V220H34ZM54 221H55V222H54ZM74 221H75V220H74ZM105 221H107V220H105ZM155 221H157V219H155ZM155 221H154V222H155ZM165 221H164V223H165ZM198 221H199V222H198ZM231 221H232V220H231ZM11 222H12V221H11ZM15 222H16V221H15ZM15 222H14V223H15ZM21 222H22V221H21ZM23 222H24V221H23ZM31 222H32V221H31ZM31 222H30V223H31ZM40 222H41V221H40ZM40 222H39V223H40ZM43 222H42V224H43ZM63 222H64V221H63ZM77 222H78V221H77ZM122 222H123V221H122ZM133 222H134V220H133ZM133 222H131L130 224H132ZM159 222H160V221H159ZM161 222H162V221H161ZM36 223H37V222H36ZM73 223H74V222H73ZM79 223H80V222H79ZM82 223H83V222H82ZM101 223H102V222H101ZM103 223H104V222H103ZM105 223H106V222H105ZM115 223H116V222H115ZM135 223H136V222H135ZM144 223H145V221H144ZM173 223H174V222H173ZM173 223H172V224H173ZM198 223H199L201 226H200ZM246 223H245V224H246ZM254 223H255V224H254ZM5 224H7V220H6ZM5 224H4V225H5ZM16 224H17V223H16ZM23 224H24V223H23ZM32 224H33V223H32ZM40 224H41V223H40ZM60 224H61V223H60ZM60 224H58V225L60 226V227L58 228V231H59L58 233H59V234L55 235V233H53V232H54L53 230H54L55 226H54V227H51V230H52L53 232H52L51 230H49V231L52 232L51 234H52V235L54 236V238H55V239L52 241V242H53V243H52V246H53L52 249L54 250V247H56V246H57V248H58L59 243H60V242H61V243L63 242L64 254H65V252H67L68 254L70 253L69 255L71 256V254H77V253H78V250H80V253H81V252L83 253V251H82V250H83V249H82L83 246H82V245H83L84 243L82 242V239H81V243H82V245H81V244H79V242H78V241H80V240H79L80 237H78V235H77L76 233H73V230H74V229H73L72 231H71V229H69V230L67 231V229H68L67 227H62V229H61V225H60ZM215 224H216V225H215ZM224 224H225V223H224ZM10 225H11V224H10ZM24 225H25V224H24ZM27 225H28V224H27ZM46 225H47V227H46ZM74 225H75V224H74ZM103 225H104V224H103ZM110 225H111V224H110ZM132 225H133V226H136V228H140V229L142 228V227H137V226H138L137 224H136V225L132 224ZM132 225H130V226H132ZM152 225H153V224H152ZM155 225H156V224H155ZM155 225H153V226H155ZM158 225H159V224H158ZM160 225H162V224H160ZM247 225H246V226H247ZM255 225H256V226H255ZM5 226H7V225H5ZM12 226H13V224H12ZM17 226H18V224H17ZM25 226H26V225H25ZM35 226H36V225H35ZM49 226H50V227H49ZM52 226H53V225H52ZM70 226H71V225H70ZM81 226H82V225H81ZM133 226H132V227H133ZM170 226H172V225L169 224V228H170ZM173 226H174V225H173ZM209 226H210V225H208V226H206V227L204 226V228H205V229H206V228H209ZM246 226H244V227H246ZM7 227H9V226H7ZM39 227H40V226H39ZM112 227H113V226H112ZM115 227H116V225H115ZM132 227H131L130 230H132ZM155 227H156V226H155ZM165 227H166V226H165ZM165 227H164V228H165ZM176 227H177V226H176ZM182 227H183V226H182ZM192 227L194 228V226H192ZM218 227H219V226H218ZM2 228H3V225H2ZM5 228H6V227H5ZM14 228H15V226H14ZM32 228H33V227H32ZM75 228H76V227H75ZM148 228L151 229V228H153V227H150V226H149ZM148 228H146V229L148 230ZM161 228H162V227H161ZM166 228H167V227H166ZM169 228H168V229H169ZM210 228H211V227H210ZM237 228H238V227H237ZM239 228H241L240 225H239ZM247 228L249 229V227H247ZM21 229H22V228H21ZM23 229H24V228H23ZM85 229H86V228H85ZM87 229H88V228H87ZM96 229H98V231H97ZM114 229L116 230V228H114ZM117 229H118V228H117ZM140 229H138V230H140ZM153 229H154V228H153ZM168 229H167V230H168ZM170 229H171V228H170ZM205 229H204L203 231H201L200 229H198V230H199V233L201 234V232H202V234H203V233L206 231ZM228 229H229V228H228ZM235 229H236V228H235ZM1 230H3V229H1ZM28 230H29V229H28ZM30 230H32V229H30ZM56 230H57V227H56ZM56 230H55V231H56ZM105 230H106V229H104V231H105ZM110 230H111V229H110ZM110 230H109V231H110ZM130 230H129V231H130ZM133 230H134V229H133ZM143 230H144V228H142V231L140 230L142 233L139 232V231H138V233H139L140 235H141V234L144 235V233L146 234V231L143 232ZM157 230H158V229H157ZM160 230H161V229H160ZM167 230H165V231H167ZM194 230H195V229H194ZM226 230H227V229H225V231H226ZM254 230H251V231H254ZM256 230H255L254 232H257ZM79 231H80V230H79ZM85 231H86V230H85ZM96 231H97V232H96ZM113 231H114V230H113ZM134 231H135V230H134ZM148 231H149V230H148ZM151 231H152V230H151ZM153 231L155 232L156 230H153ZM162 231H163V228H162ZM196 231H197V229H196ZM200 231H201V232H200ZM223 231H224V230H223ZM227 231H228V230H227ZM229 231H230V230H229ZM0 232H1V231H0ZM5 232H6V231H5ZM19 232H20V231H19ZM21 232H22L21 234H23V231H21ZM40 232H41V231H40ZM42 232H43V230H42ZM47 232H48V231H47ZM47 232H44L43 234L46 235ZM81 232H82V231L79 232L80 235H81V236H84V237H81V238H84V239H85V235H86V234H84V233H87V232H84V233H81ZM99 232H101V231H99ZM102 232H103V230H102ZM102 232H101V233H102ZM118 232H120V231H118ZM136 232H137V230H136ZM136 232H135V233H136ZM157 232H158V231H157ZM197 232H198V231H197ZM197 232H196V233H197ZM56 233H57V232H56ZM65 233L67 234V235H66V238L63 239V240H62V238L60 239V236H62V235L65 234ZM92 233H93V232H92ZM104 233H105V232H104ZM131 233H134V232H131ZM152 233H153V232H152ZM163 233H165V232H163ZM226 233H227V232H226ZM43 234H41V235H43ZM48 234L50 235L49 232H48ZM48 234H47V235H48ZM97 234H98V233H97ZM139 234H138V235H139ZM156 234H157V233H156ZM160 234H161V233H160ZM197 234H198V233H197ZM197 234H196V235H197ZM2 235H3V234H2ZM4 235H5V233H4ZM27 235H31V233H30V234L27 233ZM39 235H40V234H39ZM47 235H46V236H47ZM126 235H127V234H126ZM140 235H139V238H140ZM154 235H155V233H154ZM154 235H153V236H154ZM158 235H159V234H158ZM163 235L165 236V234H162L161 237L165 238ZM216 235H217V234H216ZM220 235H222V234H220ZM226 235H227V234H226ZM10 236H11V235H10ZM18 236H19V235H18ZM55 236H56V237H55ZM96 236L99 237L98 235H96ZM127 236H129V235H127ZM132 236H133V234H132ZM132 236H131V235L129 236V238H130L131 240H134V237H135V239H136L137 233H136V236H134V237H132ZM144 236H145V235H144ZM146 236H147V235H146ZM146 236H145V237H146ZM166 236H168V233H167ZM177 236H178V235L173 236L174 238H173L172 240H171V238H170L171 242H170V241H165V239L163 240V238H162V240L165 241V242H167V243H164V242H163L162 246H161V244H159L161 247L158 248V250H159V249H161V250H159V252H158V251H155V250H157L156 247H155V249L152 248V249H154L153 252H150L149 254H148V251L146 252L147 254H146V253H143V254H145V255H144V258H143V255H142L141 258H143V259L140 260L139 262H137V261L134 260V259H135V254H133V253H131V255H130L129 257H127V258L124 256L125 254H121V256H119V257H114V256H113V258H112V257H111V258H109V257L107 258V257H106L107 255L105 256L106 258H105L104 256H103L102 258H98V257L96 258L97 254L95 255V253H94V255H92V256H94V258L91 256V258H88V259H87V257L84 256V257L86 258V260L83 259V258H82L83 256H81L80 253H79L80 256H79V255H76V256L73 255V257H76V258H74V262H76L77 259H78V261H77L76 263H74L73 260L71 259V261H72L73 263H72V262H69V263H71V264H78V263H79V264H80V263H81V264H180L181 258L185 257L184 255H186V256H191V255H192L191 253H189V255H187L186 253L189 252V251H191V250H193V249H195V248H193L194 246H192V248H193V249H192V248H191V244H190L189 242H188V243H189L188 246H187V245H186V246L189 247V245H190V248H187V247H184V246H183V245L187 244L186 240H187V241H190L189 239H192L193 237H191L190 235H189L190 237L187 236V235H186V237H185V235H184L183 237H179V236L177 237ZM200 236H202V235H200ZM223 236H224V234H223ZM4 237H6V236H4ZM8 237H9V236H8ZM21 237H22V235H21ZM30 237H31V236H30ZM33 237H34V235L32 236V239H33ZM77 237H78V241H77ZM131 237H132V238H131ZM142 237H143V236H142ZM142 237H141V238H142ZM156 237H157V236H156ZM159 237H160V236H159ZM196 237H197V236H196ZM221 237H222V236H221ZM88 238H89V237H88ZM143 238H144V237H143ZM175 238H176V239H175ZM178 238H179V240H180V238H181V241H180V242H179ZM184 238H187V239H184ZM200 238H201V237H200ZM200 238H199V239H200ZM6 239H7V238H6ZM28 239H29V236H28ZM148 239H149V238H148ZM156 239H158V238H156ZM182 239H184L185 242H183ZM194 239H196V238H194ZM194 239H193V240H194ZM222 239H223V238H222ZM224 239H226V238L224 237ZM4 240H5V238H4ZM10 240H12V239H10ZM94 240H96V239H94ZM124 240H127V239L124 238L123 241H124ZM145 240L147 241L146 238H145ZM145 240H144V243H145ZM162 240H161V242H162ZM168 240H169V239H168ZM196 240H197V239H196ZM196 240H194V241L197 242ZM200 240H201V239H200ZM216 240H217V239H216ZM226 240H227V239H226ZM1 241H2V240H1ZM5 241H6V240H5ZM8 241H9V240H8ZM16 241H17V243H18L19 240H16ZM29 241H30V240H29ZM29 241H28V242H29ZM33 241H34V240H33ZM47 241H48V240H47ZM87 241H88V240H87ZM92 241H93V240H92ZM100 241H102V240H100ZM127 241H128V240H127ZM194 241H193V242L190 241L191 243H193L192 245L195 244ZM201 241H202V240H201ZM218 241H219V240H218ZM218 241H216V242L219 243L220 241H219V242H218ZM42 242H44L43 239H42ZM42 242H41V245H42ZM45 242H46V240H45ZM73 242H75L77 245L79 244L80 246H79V247H76V245L74 246L75 243L73 244ZM129 242H130V241H129ZM152 242H154V241H152ZM158 242H159V239H158ZM168 242H170V243H168ZM181 242H182V243H181ZM6 243H8V242H6ZM97 243H98V242H97ZM99 243H100V242H99ZM141 243H143V242H141ZM148 243H149V242H148ZM183 243H184V244H183ZM212 243H213V244H212L213 246L211 245L212 248H210L211 246H210L209 248H210V251L212 252V253H211V252H210V253H211L213 256H212L211 254H208V253L204 252V251H203V248H202L201 255H200V254L198 255L199 257L201 256V257L203 258V259H202V258L200 259L201 262H203V263H200V264H206V263H208V264H219V263L221 262L220 258H221L222 252H223V248H224L223 246H224V244H223V242H222V243L220 242V243L217 245V243H215V241L212 242ZM85 244H86V243H85ZM85 244H84V247H86ZM91 244H94V243L92 242ZM91 244H90V245H91ZM100 244H101V243H100ZM103 244H104V243H102V245H103ZM154 244H156V243H154ZM167 244H168V245H167ZM197 244H198V242H197ZM215 244H216V245H215ZM17 245H18V244H15V249H16ZM28 245H29V244H28ZM66 245H69V248H67V250H66V247H65ZM144 245L146 246V247L144 246V248H147V247H148L146 244H144ZM209 245H210V244H209ZM0 246H2V243H1ZM81 246H82V247H81ZM155 246H156V245H155ZM214 246H215V249L213 248ZM10 247H11V246H10ZM10 247H9V248H10ZM47 247H48V246H47ZM50 247H51V246H50ZM70 247L73 248V249H71ZM74 247H76V248H75V252H74ZM89 247H91V246H89ZM142 247H143V246H142ZM149 247H150V246H149ZM157 247H158V246H157ZM195 247H196V246H195ZM207 247H208V245H207ZM207 247L205 248L206 251H207ZM29 248H30V246H29ZM87 248H88V246H87ZM87 248H85V251H88V250L90 249V248H89V249H87ZM92 248H93V247H92ZM104 248H105V247H104ZM186 248H187V249H186ZM199 248H200V247H199ZM4 249H6V248H3V250H4ZM10 249H11V248H10ZM30 249H31V248H30ZM30 249H29V250H30ZM68 249H69L70 251L73 250L72 252H74V253H72V252H68V251H69ZM81 249H82V250H81ZM86 249H87V250H86ZM100 249H101V248H100ZM142 249H143V248H142ZM149 249H150V248H149ZM205 249H204V250H205ZM211 249L214 250V252H213ZM7 250H8V249H7ZM7 250H6V251H7ZM32 250H33V248L31 249V251H32ZM55 250H56V249H55ZM90 250H91V249H90ZM102 250H103V249H102ZM197 250H198V249H197ZM31 251H28L26 254L29 255V253H30ZM76 251H77V252H76ZM142 251H144V250H142ZM149 251H150V250H149ZM185 251H186V252H185ZM4 252H5V251H4ZM9 252H10V251H9ZM17 252H18V251L15 250V252L13 251V254L16 256V255H17ZM62 252H63V250H62ZM90 252H91V251H90ZM144 252H145V251H144ZM184 252H185V254H184ZM191 252H192V251H191ZM194 252H195V250H194ZM194 252H192V253H194ZM202 252H203L205 255L207 254L206 261L204 260L205 255L202 254ZM11 253H12V251H11ZM52 253H53V254H52ZM52 253L48 254V257H49V255H50V257H51L50 260L55 256L54 254H56L55 252H52ZM82 253H81V254H82ZM86 253H88V252H85V254H84V253H83V254L86 255ZM114 253H115V252H114ZM199 253H200V251H199ZM8 254H9V253H8ZM91 254H93V252H91ZM91 254H89V255H91ZM108 254H109V253H108ZM112 254H113V253H112ZM190 254H191V255H190ZM9 255H10V254H9ZM89 255H86V256H89ZM119 255H120V254H119ZM195 255H196V254H195ZM195 255H194V256H195ZM208 255H210V256L212 257V259H210L211 257L208 256ZM78 256H79V257H78ZM109 256H110V255H109ZM203 256H204V257H203ZM13 257H14V256H12V258H13ZM61 257H62V260L65 259L66 261H65V260H64V261H61V259H60V261H59V263H58V262H57L58 259H57V260L55 261L56 264H60V262H67V261H68V258L70 259L72 256L69 257V256L67 255L66 257H64V256H61ZM61 257H60V258H61ZM67 257H68V258H67ZM209 257H210V258H209ZM6 258H7V256H6ZM6 258H4V256H3V252H2V250L0 249V264H1L2 262H4V260H5ZM16 258H18V257H16ZM95 258L98 260V262H99V260H100V263H98L97 260H96ZM197 258H198V257H197ZM187 259H188V258H187ZM190 259H191V258H190ZM192 259H193V258H192ZM209 259H210V261H209ZM16 260H17V259H16ZM16 260H15V261H16ZM54 260H55V259H54ZM84 260H85V261H84ZM188 260H189V259H188ZM207 260H208V262H207ZM8 261H9V260H8ZM8 261H7V262H8ZM17 261H18V260H17ZM17 261H16V262H17ZM52 261H53V260H52ZM82 261H83V262H82ZM197 261H198V260H197ZM7 262H6V263L4 262V263L7 264ZM187 262H190V261H187ZM17 263H18V262H17ZM13 264H16V263H13ZM54 264H55V263H54ZM61 264H62V263H61ZM190 264H191V262H190ZM194 264H195V262H194ZM196 264H197V263H196Z\"/></svg>", "mask_w": 264, "mask_h": 264}]
</instances>
